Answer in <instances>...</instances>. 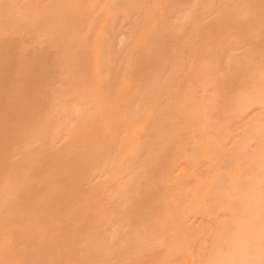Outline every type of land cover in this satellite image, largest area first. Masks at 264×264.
<instances>
[{"label": "rangeland", "instance_id": "rangeland-1", "mask_svg": "<svg viewBox=\"0 0 264 264\" xmlns=\"http://www.w3.org/2000/svg\"><path fill=\"white\" fill-rule=\"evenodd\" d=\"M24 2H26V6H28L29 7V9L31 10L32 9V12L33 13H35L34 11H38V18L36 17V15L35 14H33L32 15V12L31 13H27V12H25V11H29V9L28 10H25L26 8L24 7L25 5H22L23 7H20V8H24L23 9V11H24V13H25V17L27 18V20L25 19V17L23 18V20H22V16L21 15H23V12L22 13H15L14 14V10H13V12H10V14L8 13L7 14V12L10 10L11 11V9H8V8H4L5 10L6 9H8V10H4V12H6V13H1L0 14V16L2 15L3 17H6V18H4L3 19V17L1 18L0 17V87H2V88H0V95L3 97L4 95H6V96H4L3 98L0 96V109H1V113L2 112H6L5 114H1L0 113V116H2V117H0V128L3 130L4 129V133L2 132V130L0 129V136L2 137V139H0V153H1V155H2V157L3 158H1L0 157V161H1V163L4 165H2L1 163V165H2V167H0V249H1V247L3 246V236L4 235H8V236H12V238H13V246H11V245H9V247L7 248V250H11V252L12 253H10L9 251H7L6 250V252H7V254H11V255H6V252H5V256L3 255H1L0 254V264H8V263H10V264H12V259H15V256L17 255V254H15V253H19V255H17V257H18V260L20 261V263L19 264H25V262H26V264H59L58 262H61L62 264H65V262H67V264H72V262H73V264L75 263V261H76V263L77 264H87V263H89V264H125L126 262V264H128V259H130L131 261H129V264H150L151 262V264H153V262H155V261H158V258L159 257H162V255L163 254H166V252H164L163 250L162 251H160V249L161 248H163V247H160L159 248V245L157 246L158 248H159V254H161V256L160 255H158L157 257H155L157 254H158V251H157V254H156V252L154 251V249H152V255H154L152 258H150V257H148V255H142V253L140 252V250H144V247L142 248L141 247V245L144 243V241H142V240H145V238L146 237H149V231H153L154 232V225H155V227H156V223H157V221H159L158 220V216H161V215H163V210H164V208H165V204L164 203H167L168 202V204L170 205V203H173L174 202V200L176 199V198H178V196H176V191H177V189H176V191H175V187L173 188V186H175V185H171V188L169 187V188H163L162 187V182H163V180L162 179H167V177H165L166 176V174H164V168L166 169V171H169L170 172V170H172L173 169V164L171 165V163H173V162H171V161H174L175 159H176V161H174V163L176 162V163H180V162H185V159L187 158V157H189V158H191L192 157V164H191V162L189 161L188 163H189V165H190V167L192 166L193 168H198V162H197V160H195L194 159V156H193V152L196 150V149H198V147H197V145L201 142V140H202V136H203V130H201L202 129V126L204 125V123H201V122H204V121H207V120H205V119H208V117H209V119H208V121H207V126H209L208 128H211V130H213L214 132L215 131H217L216 133H218V135H225L226 134V132L224 133V134H221V133H223L225 130V126H226V129L227 130H230V131H227V133H229L228 135L230 136V135H232V137L230 136H228L227 138H230V139H233V134H235L236 135V137H234V139L235 138H237L238 139V134H240V130H238V134H237V132H236V128L238 127V126H240V124L242 125V123H244V121L242 120V119H244V118H246V119H244V120H247V118L249 119V117H246V116H248L251 112H249V113H244V114H242L241 112L243 111V109H242V107H240L239 109L237 108V104H238V101H239V99H240V101H242V99H246L245 97H247V96H253V95H255V93L254 92H252L253 91V89L256 87H258V86H260L259 84H258V82H252V81H258V79L256 80V78L258 77V75H259V72L261 73V72H263L264 71V68L263 67H261L262 68V70H261V68H260V70H258V71H255V70H257V69H259V66L260 65H264L263 64V62H261L264 58V49H263V44H264V38H263V35H264V7H263V5L262 4H264V0H246L245 2H244V0H228V1H231L230 3L231 4H233V5H235V6H232L231 4H230V6L229 5H226V3H224L225 1H227V0H225V1H221L222 2V5H220L221 3L219 2V0H216V1H218V2H214L213 0H207V3L205 2V0L203 1V0H200L201 2H199V0L197 1V2H199V4H198V7L199 6H201V7H199L197 10H198V12H196V13H198V15L197 14H195L194 13V16L195 17H197V18H194V16H192L191 15V13H189V15L188 14H186L185 16H183L182 14L184 13L185 14V12L186 13H188L190 10H189V8L190 7H188V6H191L192 5V1L191 0H188V1H190V3H188L186 0H163L162 1V5L164 6L165 5V7L164 8H167V9H164L163 8V11H164V15H163V17H162V19L158 22V24L160 23V25L161 24H164V23H162V22H166V20L168 19V18H170L171 17V13L173 14L172 15V17H171V22H170V19H168L167 20V22H166V24H164V26H160V25H158L157 24V26H156V28H153V26H151V25H149V24H145V25H140L139 23H138V25H139V30H138V28L137 27H135L136 25H134V24H136V14L137 13H139V11H143V8L144 7H147V5H148V1L149 0H114V2H113V4H112V6L110 7V11H109V25H108V27L110 28V30H111V32H109V37L110 38H108V39H102V40H99V43H98V48H99V56L96 58L95 57V55L94 54H92L93 53V51L90 49V47H91V45H92V43L90 44L89 42L87 43V41H91V39H92V41H93V39L94 38H89L88 39V37H90L92 34L94 35V32L97 30V26L99 25V20L102 18L101 17V14H102V11L104 10V8L107 6V4H108V2L109 1H107V0H92L93 2L95 1V3H96V1H98L97 2V4H92V6H90L89 4L90 3H93L92 1H90V0H85V1H87V4L86 5H83V6H81L80 5V11H79V7H75L74 6V2L73 1H68V3L71 5H69L68 6V3H66V1L67 0H41L43 3L42 4H44V5H42L40 2H39V0H38V5H35L34 6V3H35V1H37V0H33V2H32V0L31 1H29V0H23ZM64 1V2H63ZM104 1V2H103ZM105 1H107V2H105ZM151 1V0H150ZM149 1V2H150ZM153 1V0H152ZM171 1V2H170ZM183 1H184V3H183ZM208 1H209V3H208ZM211 1L213 2V5H211L212 3H211ZM227 1V2H228ZM255 1H257V2H259V6H257V9H256V5H258V3L257 2H255ZM24 2L22 3L21 2V0H20V3L21 4H24ZM28 2V3H27ZM30 2H32L33 4H31V5H29L30 4ZM103 2V6L101 5V3ZM179 2V3H178ZM186 2V3H185ZM195 2V4H196V1H194ZM233 2V3H232ZM239 4H238V3ZM255 4V8H251V6H253V3ZM260 2H262V3H260ZM41 4V6H39L40 4ZM67 4V5H64V4ZM86 3V2H85ZM84 3V4H85ZM171 3V4H170ZM204 3V4H203ZM216 5H215V4ZM217 3H219V4H217ZM225 5H224V4ZM229 3V2H228ZM227 3V4H228ZM246 3L248 4V5H250V4H252V5H250L249 7H247L248 5H246ZM20 4V5H21ZM36 4V3H35ZM168 4V5H167ZM177 4H181L182 5V8H186V7H188V10H185L184 11V9L183 10H181L182 8H180L181 6H179V5H177ZM183 4H184V6H183ZM194 4V3H193ZM197 4H196V6H197ZM201 4V5H200ZM238 4V5H237ZM240 4L242 5L241 7H240ZM244 4H245V6L247 7V9L249 10V11H247V12H249V14H250V16L249 17H251V21H249V22H247V19L249 20L250 18H248V15H247V13H246V11H245V9L244 8H246V7H244ZM47 6L48 8L45 10L44 8H46V7H44V6ZM170 5H172V6H174L175 8H173V9H177L176 7L178 6L179 8H180V10L179 11H184L182 14H181V18H183V20H179L178 18V16H175V15H179V11H178V13H177V10L179 9H177L176 11H175V14L173 13V12H170V14H169V11H172L173 9L172 8H170V10L168 11V9H169V6ZM204 5V6H203ZM262 5V6H261ZM50 6H52V8L50 7ZM73 6H74V8H73ZM88 6V7H87ZM105 6V7H104ZM172 6H170V7H172ZM194 6V5H193ZM195 6V7H196ZM209 6H210V8H209ZM214 8H213V7ZM226 6H228V7H226ZM237 6H238V11L236 10V8H237ZM27 7V8H28ZM30 7H32V8H30ZM35 7V8H34ZM40 7H41V9H40ZM43 7V8H42ZM68 7V8H67ZM71 7V8H70ZM82 7V8H81ZM85 7V8H84ZM87 7V8H86ZM99 9H98V8ZM102 7H104V8H102ZM234 7H236V8H234ZM38 9V10H35V9ZM53 8H54V10L56 11V12H53L54 10H53ZM60 8V9H59ZM77 8V9H76ZM193 7H191L190 9H192ZM202 8V9H201ZM208 8V9H207ZM228 8V9H227ZM242 8V9H244V10H242V12L243 13H241V14H239V12H241V10L240 9ZM40 9V10H39ZM51 9L53 10V11H51ZM91 9V10H90ZM194 9H196V8H194ZM194 9H192V10H194ZM204 9V10H203ZM206 9V10H205ZM215 9V10H214ZM226 9V10H225ZM235 9V10H234ZM63 10V11H62ZM95 10H97V11H95ZM190 11V12H192V14H193V11ZM197 10H195V11H197ZM200 10V11H199ZM203 10V11H202ZM210 12H209V11ZM213 10V11H212ZM224 10V11H223ZM253 10V11H252ZM255 10H257V11H255ZM22 11V10H21ZM39 11H40V13H39ZM57 11H60L59 12V16L57 15L58 14V12ZM69 13H68V12ZM88 12V11H90V12H88V13H86V12ZM168 12V15L169 16H167V12ZM236 11V12H235ZM16 12V11H15ZM63 12L67 15V13H68V15H67V17H66V15L65 14H63ZM91 12H94V15L93 14H91ZM101 12V13H100ZM120 12H122V13H120ZM135 12V13H134ZM207 12V13H206ZM213 12V13H212ZM216 12V13H215ZM220 14H219V13ZM254 12V13H253ZM14 14V16L12 15V14ZM42 13V14H41ZM52 13H54V14H52ZM72 13V14H71ZM84 13V14H83ZM87 15H89V16H86V14ZM98 13H100V14H98ZM177 13V14H176ZM201 13V15H199ZM206 15H205V14ZM238 13V14H237ZM245 13H246V15H245ZM254 14V15H251V14ZM256 13H258V16H256ZM4 14H5V16H4ZM16 14H19L21 17H19L18 16V18H15V15ZM75 14V15H74ZM76 14H77V17H75L76 16ZM79 14H81V15H79ZM131 14V15H130ZM203 14V15H202ZM212 14H214V15H212ZM243 14V15H242ZM7 15V16H6ZM9 15H11L12 16V18H15L16 20H14V19H11L12 21H10L9 19H8V17L10 18V16ZM35 15V16H34ZM49 15H52V16H49ZM63 15V16H62ZM83 15H84V17H83ZM119 15H121V16H119ZM139 15H140V13H139ZM138 14H137V16H139ZM197 15V16H196ZM17 16V15H16ZM28 16V17H27ZM30 16V17H29ZM42 16V17H41ZM49 16V17H48ZM69 16H71V17H73V18H71L70 17V20H66L65 18H69ZM85 16H86V18H85ZM92 16V17H91ZM101 18H100V17ZM119 16V17H118ZM123 16H125V17H123ZM192 17L193 19H191L190 20V18H189V21H188V24L185 22V23H183L182 21H185V19L187 20V18L188 17ZM199 16H201V17H199ZM206 16V17H205ZM244 16V17H243ZM33 18V21L31 20L32 18ZM36 17V18H35ZM56 17V18H55ZM65 17V18H64ZM114 17V18H113ZM135 17V18H134ZM166 17H168V18H166ZM174 17V18H173ZM177 19H176V18ZM208 17V18H207ZM30 18V19H29ZM41 18H44V19H42L41 20ZM50 18H52V19H50ZM59 18V19H58ZM60 18H62V19H60ZM83 18H85V19H83ZM89 20H88V19ZM91 18V19H90ZM94 18V19H93ZM96 18H97V20H96ZM100 18V19H99ZM111 18H113V19H111ZM124 18V19H123ZM126 18V19H125ZM141 17H138L137 18V21H139L138 19H140ZM185 18V19H184ZM200 18H201V20H200ZM8 19L9 21H8V24L6 23L5 24V21ZM17 19H18V21H17ZM28 19H29V21H28ZM53 19H57V21L56 20H53ZM76 19V20H75ZM82 21H81V20ZM99 19V20H98ZM130 19V20H129ZM135 19V20H134ZM173 19H174V21H173ZM210 19V20H209ZM213 19V20H212ZM216 19V20H215ZM246 19V20H245ZM49 20V21H48ZM72 20H74V22L76 23V25L77 26H79V24H80V26L79 27H77L76 25H75V23L72 21ZM77 20L80 22H78L77 23ZM83 20H85V22L83 21ZM88 20V21H87ZM124 20H126L125 21V23H123L124 22ZM177 20H179L178 22H176ZM193 20V21H192ZM243 20H245V21H243ZM2 21V22H1ZM13 21H15L14 23H15V25L13 24ZM21 21V22H20ZM31 21L32 22H34L33 24L31 23ZM38 21V22H37ZM44 21V23H42ZM49 23H47V22ZM52 21V22H51ZM60 21H62L61 23H60ZM66 21V22H65ZM72 21V22H71ZM91 21V22H90ZM98 21V22H97ZM135 21V22H134ZM170 23H169V22ZM192 23H196L197 25L195 26V23H194V26H192L190 23L191 22ZM202 22V24H201V22ZM214 21V22H213ZM218 21V22H217ZM253 21V22H252ZM7 22V21H6ZM11 22H12V24H11ZM17 22H19L18 24H16ZM30 22V23H29ZM39 22H40V24H39ZM56 22V23H55ZM94 22V23H93ZM97 22V23H96ZM129 22H130V24H129ZM133 22H134V24H133ZM182 23V25H180V26H176L177 24H179V23ZM190 22V23H189ZM200 22V24H198ZM211 24H210V23ZM217 22V23H216ZM4 23V24H3ZM23 23V24H22ZM81 23H83V24H85V26L86 25H88L87 27L88 28H91L90 29V32L91 33H89V34H86L87 33V31H86V28L87 27H84L83 26V24H81ZM116 23V24H115ZM120 23V24H119ZM176 23V24H175ZM206 23V24H205ZM214 23V24H213ZM14 25L13 26V28H12V26L11 25ZM19 24H22V25H19ZM31 24V25H30ZM52 24V25H51ZM60 24V25H59ZM67 24V25H66ZM91 26H93V27H90V25ZM98 24V25H97ZM111 24V25H110ZM133 24V25H132ZM170 24V25H169ZM192 26H190V25ZM204 24H205V26H204ZM219 24V25H218ZM223 24V25H222ZM10 25V26H9ZM21 26L20 28H18L19 26ZM24 25H26L27 27L25 28V27H23ZM37 25V26H36ZM56 25H57V27H56ZM64 25L66 26V28H67V26H68V28L67 29H65V27H64ZM76 26V30L73 28V26ZM121 25V26H120ZM131 25V26H130ZM149 25V26H148ZM173 25V26H172ZM187 25H189V26H187ZM211 25H213L214 26V28H213V26H211ZM215 25H216V27H215ZM256 25H258V27L256 26ZM58 26H59V28H58ZM61 26H63V28H64V30H63V28L61 27ZM72 26V28H70ZM82 26V27H81ZM96 26V28H94ZM112 26V27H111ZM142 26H144L143 28H142ZM160 26V27H159ZM166 26V27H165ZM171 26H172V28L175 30H171L172 28H171ZM176 26V27H175ZM187 26V27H186ZM224 26V27H223ZM227 26H229V28H227L226 29V27ZM15 27V28H14ZM39 27V28H38ZM55 27H56V30H58V31H56V30H54L55 29ZM117 27H121L120 29L119 28H117ZM131 27H134V28H132V30L130 29ZM179 27H180V29H179ZM186 27V28H185ZM194 30L196 27V30H194V32H192L193 30L191 29V28ZM195 27V28H194ZM207 29V31H208V33H207V31H206V29ZM208 27V28H207ZM219 27H220V29H219ZM18 28V29H17ZM22 28H23V30H22ZM50 28V29H49ZM58 28V29H57ZM80 28V29H79ZM81 28L83 29V31H81ZM87 28V29H88ZM137 28V29H136ZM159 28V29H158ZM163 30H162V29ZM205 29L204 30V32L202 31V30H200V29ZM211 28H213V30L214 29H217V30H221L222 31V34H224V36L223 35H218L219 33H221L220 31H216V30H214L215 32H214V34L216 33V32H219V33H216V35L212 38V36L214 35L212 32H213V30H211ZM221 28H223V29H221ZM15 29V30H14ZM31 30L30 32H29V30ZM32 29H35V30H32ZM46 29V30H45ZM48 29V30H47ZM52 29V30H51ZM63 30V32L61 31L60 32V30ZM78 29H79V31H78ZM93 29V30H92ZM96 29V30H95ZM243 29V30H242ZM9 30V31H8ZM22 30V31H21ZM89 30V29H88ZM120 30V31H119ZM137 30H138V32H137ZM162 30V31H161ZM169 30V31H168ZM178 30V31H177ZM180 30V31H179ZM192 30V31H191ZM198 30H200V32H201V36L199 35V31ZM242 30V31H241ZM248 32H247V31ZM5 31H7V32H5ZM16 31H18V32H16ZM25 31H26V33H25ZM50 31V32H49ZM53 31V32H52ZM55 31V32H54ZM86 33H85V32ZM117 31V32H116ZM132 31V32H131ZM136 32V33H133V32ZM155 31H158V32H155ZM167 31V32H166ZM173 31V32H172ZM209 31H210V35H209ZM245 31V32H244ZM71 32H73V33H75V34H71ZM78 32V34L76 35V33ZM165 32V33H164ZM191 32H192V34H195L196 36H195V39H194V36L192 37V34H191ZM195 32H197L198 33V35L195 33ZM253 32V33H252ZM16 33V34H15ZM21 33V34H20ZM36 33H39V35L38 34H36ZM45 33V34H44ZM48 33V35L46 36V34ZM51 33H54L55 35H53V34H51ZM82 33V35H80ZM83 33H85V35L83 34ZM133 33V34H132ZM160 33H161V35H160ZM206 34V36L204 35L203 36V34ZM234 33V34H233ZM238 33H239V35H238ZM240 33H241V35H240ZM243 33H245V34H243ZM252 35H251V34ZM9 34H10V36H9ZM12 34V35H11ZM33 34V35H32ZM51 34V35H50ZM66 34V35H65ZM114 34H115V36H114ZM135 34H136V36H135ZM174 34V35H173ZM207 34H208V36H207ZM255 34H257V36L259 37V35H260V37L258 38V40H259V43H260V45L259 46H261V47H258L257 45H258V43L256 42V37L257 36H255V38H254V35ZM259 34V35H258ZM52 35H53V38H52ZM59 35V36H58ZM62 35H64V37L62 36ZM72 35H75L76 37H74L73 36V38H75V39H73L72 40ZM133 35V36H132ZM160 35V36H159ZM184 35V36H183ZM218 35V36H217ZM225 35H227V36H225ZM231 35V36H230ZM233 35V36H232ZM244 35V36H243ZM27 36V37H26ZM41 36V37H40ZM55 36V37H54ZM61 36H62V38H61ZM71 36V37H70ZM112 36V37H111ZM120 36H122L121 38H119ZM157 36V37H156ZM190 36L192 37V39H190ZM209 36H211L210 38H209ZM216 36L217 37H219L220 39H218L219 41H217L215 38H216ZM221 36V37H220ZM230 36V37H229ZM247 36V37H246ZM249 36V37H248ZM252 36H253V38L255 39V41L253 40V38H252ZM15 37V38H14ZM19 37V38H18ZM30 37V38H29ZM47 37V38H46ZM50 37V38H49ZM58 37V40H56V38ZM65 37H66V39H65ZM80 37V38H79ZM82 37H84V38H82ZM91 37H94V36H91ZM153 37V38H152ZM163 37V38H162ZM198 37H200V38H198ZM204 39H203V38ZM232 37V38H231ZM237 37V38H236ZM243 37V38H242ZM244 37H245V39H244ZM43 38V39H42ZM46 38V39H45ZM55 38V39H54ZM61 38V39H60ZM78 38H79V40H78ZM126 38V39H125ZM133 38V40H131ZM227 40V42L228 43H226V40ZM236 38V39H235ZM240 40H242V41H239V39ZM20 39V40H19ZM38 39V40H37ZM48 39H51V40H48ZM63 39H64V41H63ZM82 39V40H81ZM123 39H125L126 41H128L127 43L123 40ZM175 39H177V40H175ZM188 39H189V41H188ZM196 39L197 40H199L198 41V46H195L196 47V51L195 52H197V50H198V48L197 47H199V50H200V46H201V42L200 41H203V40H206V39H208L209 41H207V43H205V41L204 42H202V47L201 48H203V46L204 47H206V46H209V50L208 51H203L204 49L206 50V48H204L203 50L201 49L200 51L201 52H199L200 54L202 53V51H203V54L202 55H195L194 53L195 52H193L194 50H195V48H193V50H192V47H194L193 46V41L195 40V44H196ZM215 39V41H217V42H213V40ZM223 39V40H222ZM235 40V41H232V40ZM42 40V41H41ZM44 40V41H43ZM46 40H47V42H46ZM59 40H62V42L61 41H59ZM72 40V41H71ZM75 40H77V41H79V42H74ZM155 40V41H154ZM158 40H161V41H158ZM188 42H187V41ZM248 40V41H247ZM257 40V41H258ZM29 41V42H28ZM37 41V42H36ZM51 41H55V42H52L51 43ZM57 41V42H56ZM67 41V42H66ZM119 41V42H118ZM131 41H133L132 43H131ZM151 41V42H150ZM152 41H154V42H152ZM186 41V42H185ZM237 41V42H236ZM28 42V43H27ZM35 42V43H34ZM49 42H50V44H49ZM64 42H65V44H64ZM122 42H125V44L124 43H122ZM159 42V43H158ZM193 43V44H191V47H189L190 46V44H188V43ZM209 42H210V45H207V44H209ZM221 42V43H220ZM235 42V45H234V49L233 48H231V52H234V55H233V53H231V57H230V55H229V50H230V47L229 46H227V45H229V43H230V46H231V43H234ZM38 43V44H37ZM45 43V44H44ZM60 43L62 44V45H60ZM121 43L123 44V45H121ZM150 43V44H149ZM161 43V44H160ZM187 43V44H186ZM226 44V48L228 49V51H223V48L225 47V45H224V47L222 48L221 47V45L223 46V44ZM19 44V45H18ZM33 44V45H32ZM38 46H37V45ZM42 44V45H41ZM59 44V45H58ZM64 44V45H63ZM67 44V45H66ZM185 44V45H184ZM221 44V45H220ZM242 44H243V46H242ZM256 44V45H255ZM86 45V46H85ZM129 45H131V48L129 47ZM146 47H145V46ZM154 45H156V46H154ZM165 45V46H164ZM180 45V46H179ZM197 45V44H196ZM244 45H248V46H245L244 47ZM250 45V46H249ZM17 46V47H16ZM47 46V47H46ZM58 46H60L59 48H58ZM62 46H65V48L67 49V51L62 47ZM125 46H127V47H125ZM184 48H183V47ZM216 48L215 50H213L214 48ZM254 46L255 48H256V52L255 53H253L254 54V58H253V54H252V51H251V48ZM20 47V48H19ZM46 47V48H45ZM50 47V48H49ZM56 47V48H55ZM77 47V48H76ZM143 47V48H142ZM152 47V48H151ZM175 47H177V48H175ZM189 49V51H190V53L188 52V49ZM233 47V46H232ZM241 47H243V48H241ZM254 47H253V50H254ZM49 48V49H48ZM53 48V49H52ZM79 48H83L84 49V51H83V49H82V51L80 52V50H79ZM121 48V51L119 50ZM165 48H168V49H165ZM173 48V49H172ZM211 48H212V50H211ZM221 48V49H220ZM245 48H250V51H247V49L245 50ZM59 49V50H58ZM62 49V50H61ZM64 49V50H63ZM70 49V50H69ZM89 52H91V56H93V59L94 60H91L92 58H90V52H89V54H88V52H86V50ZM118 51H117V50ZM127 49V50H126ZM164 49H165V51H164ZM225 49V48H224ZM235 49H237L236 51H235ZM240 49H241V51H240ZM263 51H262V50ZM47 50V51H46ZM50 50V51H49ZM68 50H69V52H68ZM130 50V51H129ZM139 50V51H138ZM141 50V51H140ZM198 50V51H199ZM222 50V51H221ZM249 50V49H248ZM261 50V51H260ZM44 51H46V52H44ZM56 51V52H55ZM58 51V52H57ZM67 53L68 52V54H66L65 52ZM151 51V52H150ZM157 51V52H156ZM160 51V52H159ZM171 51V52H170ZM176 51V52H175ZM180 51V52H179ZM187 51V52H186ZM192 51V52H191ZM245 51H247V52H245ZM260 51V52H259ZM38 52V53H37ZM136 52H137V54H136ZM207 52H208V55H209V57H207L208 55H207ZM212 52H215V54L217 55V59H216V57L213 59L212 58V56L214 55H212ZM228 52V53H227ZM257 52H259L260 54H258ZM127 53H129V54H127ZM135 53V54H134ZM139 53V54H138ZM150 53V54H149ZM155 53V54H154ZM180 53V54H179ZM183 53V54H182ZM191 53H193V54H191ZM198 53V52H197ZM249 53H251V54H249ZM88 54V55H87ZM118 54V55H117ZM145 54H147V55H145ZM152 54H154V55H152ZM171 54V55H170ZM188 54V55H187ZM211 54V55H210ZM227 54L229 55L228 57L230 58H228L227 57ZM262 54V55H261ZM45 55V56H44ZM48 57H47V56ZM65 55V56H64ZM176 55V56H175ZM179 55V56H178ZM206 55V56H205ZM235 56V57H233V56ZM236 55H238V59H240V60H238L237 58H236ZM245 55V56H244ZM248 55V56H247ZM249 55H251V57L253 58H251V57H249ZM256 55H258L259 57V59H260V56L262 57L260 60H258V58H255L256 57ZM88 56V57H87ZM127 56V57H126ZM136 56H138V57H136ZM145 56H146V58H145ZM156 56H157V58H156ZM172 56H173V59H172ZM194 56V57H193ZM215 56V55H214ZM213 56V57H214ZM50 57V58H49ZM63 57V58H62ZM152 57V58H151ZM187 57H188V59H189V61H187ZM200 57V58H199ZM202 57V58H201ZM208 59H207V58ZM232 57H233V59H232ZM248 57V58H247ZM47 58L49 59V60H47ZM65 58V59H64ZM74 58H75V61H74ZM150 58V59H149ZM168 58V59H167ZM196 58V59H195ZM222 58H224L225 60H226V62H224L223 60H222ZM228 58V59H227ZM235 58H236V60H235ZM137 59V60H136ZM146 59V60H145ZM161 59V60H160ZM231 59H232V61H231ZM254 59H256L257 61V63L259 64V65H257L256 66V68H255V66L254 65H256L257 63H255V62H253V61H255ZM118 60V61H117ZM121 60V61H120ZM179 60V61H178ZM197 60V61H196ZM210 60V61H209ZM213 60H217V61H213ZM220 60H222V63L220 62ZM242 60V61H241ZM248 60V61H247ZM249 60H251L250 62H249ZM59 61L61 62V63H59ZM92 61V62H91ZM93 61H94V64L93 65H90V64H92L93 63ZM145 61V62H144ZM176 61V62H175ZM187 61V62H186ZM191 61V62H190ZM193 61V62H192ZM200 61V62H199ZM211 61H213V62H211ZM228 61V62H227ZM229 61H231V62H229ZM240 61V62H239ZM259 61L262 63V64H260L259 63ZM13 62V63H12ZM54 62H55V64H54ZM72 62H74V63H72ZM81 62V63H80ZM90 63L89 65L87 64V66L86 65H84L85 67H82L83 65L82 64H85V63ZM119 62H120V65H119ZM150 62V63H149ZM171 62V63H170ZM203 62V63H202ZM218 62H220V63H218ZM241 62H243V63H241ZM252 62V63H251ZM30 63V64H29ZM53 63V64H52ZM67 65H66V64ZM72 63V64H71ZM158 63V64H157ZM174 63V64H173ZM182 63V64H181ZM190 63V64H189ZM253 63H255V64H253ZM8 64V65H7ZM15 66H14V65ZM51 64V65H50ZM57 64V65H56ZM123 64V65H122ZM143 64V65H142ZM148 64V65H147ZM156 64V65H155ZM166 64V65H165ZM193 66H192V65ZM202 64H204V65H206V66H203ZM214 64V65H213ZM228 64V66H227V68H226V70L224 69L223 70V67H225L224 65H227ZM233 64H234V66L235 67H237V65H238V67H240V69H241V71H238L237 70V68L235 69V68H233ZM252 64H253V68H255L254 70H252L253 68H252ZM66 65V66H65ZM74 65H75V69L76 70H79V72L78 71H76V70H74ZM139 65V66H138ZM165 67H164V66ZM191 67H190V66ZM244 65H246L247 66V69H246V66H244ZM17 66V67H16ZM59 66V67H58ZM70 66V67H69ZM77 66H79L78 68H77ZM90 66L92 67V69L90 68ZM123 66H125V68L123 67ZM142 66V67H141ZM163 66V67H162ZM189 66V67H188ZM215 66V67H214ZM5 67V68H4ZM8 67V68H7ZM14 67V68H13ZM22 68V70H21V68ZM63 67H65V68H63ZM89 67V68H88ZM138 69H137V68ZM141 67V68H140ZM172 67V68H171ZM181 67V68H180ZM187 67V68H186ZM208 67V68H207ZM17 68V69H16ZM19 68H20V70H19ZM82 68H84L83 70H82ZM122 68V69H121ZM149 68V69H148ZM158 68H159V70H158ZM203 68V69H202ZM205 68H207V69H205ZM214 68H216V69H214ZM249 68V69H248ZM90 69V70H89ZM156 69V70H155ZM161 69H163L162 71H161ZM165 69H166V71H165ZM175 69V70H174ZM183 69V70H182ZM212 69H214L213 71H211ZM229 69V70H228ZM84 70H88L87 72L86 71H84ZM91 70H93V71H91ZM132 70V71H131ZM152 70V71H151ZM171 72H170V71ZM207 70V71H206ZM208 70H209V72H208ZM223 70V71H222ZM228 70V71H227ZM250 70V71H249ZM69 71V72H68ZM84 71V72H83ZM123 71V72H122ZM134 71V72H133ZM137 71V72H136ZM155 71V72H154ZM163 71H164V73H163ZM174 71V72H173ZM177 71V72H176ZM187 71V72H186ZM220 71V72H219ZM227 73H226V72ZM253 71V72H252ZM7 72V73H6ZM90 74H89V73ZM120 72V73H119ZM132 72V73H131ZM148 72V73H147ZM153 72V73H152ZM183 72H185V73H183ZM197 72H199V74L197 73ZM200 72H201V74H200ZM205 73V75L207 74V76H204V74L203 73ZM214 72V73H213ZM239 72H241V74H239ZM258 72V74L255 76V74ZM59 73H61V74H59ZM69 73V74H68ZM72 73H74V74H72ZM138 73V74H137ZM140 73V74H139ZM143 73V74H142ZM172 73V74H171ZM194 73V74H193ZM8 74V75H7ZM66 76H65V75ZM72 76H71V75ZM89 74V75H88ZM120 74H122V75H120ZM151 76H150V75ZM153 74H155V75H153ZM160 74V75H159ZM199 76H198V75ZM227 76H226V75ZM39 75V76H38ZM64 75V77H66V80H64L63 78L64 77H61V76H63ZM89 76V77H87V76ZM136 75H138V77L136 76ZM139 75H141V76H139ZM145 75V76H144ZM148 75V76H147ZM153 75V76H152ZM165 75V76H164ZM169 77H168V76ZM188 75V76H187ZM198 77H196V76ZM214 75V76H213ZM241 75L243 76V77H245V78H247L248 79V81H246L247 79H240V77H241ZM84 76L87 78H85L84 79ZM132 76H133V78H132ZM155 76V77H154ZM159 76V77H158ZM216 76V77H215ZM230 76H233V79L235 80V79H238V81H239V79H240V81L239 82H243V80L245 81V83L247 82L248 83V85L251 87V89L249 90V86H247V88L248 89H246V87L243 89V88H241V89H238V88H240L239 86H241L243 83L241 82V84H239L238 85V83L239 82H237V84H236V82L233 80V79H231V78H229ZM238 76H239V78H238ZM39 77V78H38ZM73 77H75V78H73ZM76 77H78V78H76ZM146 77V78H145ZM158 77V78H157ZM167 77V78H166ZM185 77V78H184ZM189 79H188V78ZM203 77V78H202ZM204 77H207V80H208V77H209V79H211V80H208V82H207V80H206V78H205V80H203L204 79ZM222 78L221 80H219V78ZM236 77V78H235ZM242 77V78H243ZM253 77H254V79H253ZM4 78V79H3ZM81 80H80V79ZM97 78V81L98 82H100L102 85H103V88L106 90V91H108V93H109V95L111 96V99L113 100L114 98H116V95L117 96H119L120 95V97L121 98H118V99H121V100H118V105H119V103H121V105L123 104V103H125V104H123V105H125L126 106V108H124L125 110H123V106L121 107L122 108V110H123V112H124V114H122V110L121 109H119L118 110V107H120V106H118L117 107V109H116V111L118 110V111H120L121 112V114H118L117 116V119L115 118L114 119V121H112V123L114 122V124H111L110 123V126H112V127H110L109 126V128H113V126L115 125H117L116 127H121V130H118V128H117V136H115V137H113L112 136V134H109V135H111L110 136V138H109V135L107 134L106 136H108V139H111V141H112V143H113V146H112V149H114L113 150V152H114V154L116 155V152H117V155L119 154L122 158H123V160H126V162L128 161V162H131V161H133V162H137V164L135 165V168L136 167H138L139 166V170H141L140 168H141V166L142 167H144V170H141L140 172L138 171V177L137 176H134V175H136V172L135 171H133L134 173V175L133 174H130V175H128V174H126L127 175V177L124 179V180H127L129 177H134V179L135 180H133V178H132V180L134 181V182H136L137 180L138 181H140V182H142V183H140V182H138V189H137V193H135V195L137 196V198L139 199L138 201H137V198H134V195H132L131 196V193L133 194V192L135 191V186H137L136 184H137V182L136 183H134L132 180H131V188H129V194H130V196L132 197H126L127 199H125L124 200V196L122 195V194H124L125 195V193H122L121 195H119V197L117 196L115 199L116 200H118V199H120L119 201L120 202H118V201H115L114 202V205L115 204H118V203H120V205L122 206V204H126L127 205V207H126V209H125V211L123 210V208H122V214L123 213H125V215L123 214V216L121 217V219H123V217L125 218V216H126V214L128 215L130 212L129 211H131V213H132V210H134L135 211V213H132V215L131 214H129L130 215V217L129 216H126V220H128V218H129V222L131 223V224H135V222H136V218L138 217H140L141 219H139L140 221H138L137 220V222H138V224L136 223L135 225V229L131 226V224H129L126 220L125 221H123V220H121V219H119V221L118 220H116V222H115V220H114V222H112L111 221V223H109L108 221H107V219L105 220L106 222V224H112L113 223V225H114V227L115 228H112V227H109V225H106L105 223H103L102 224V222L101 221H103L102 219L104 218V217H102V216H100V222H98L99 221V219H98V228H99V230H98V228H95V227H97L95 224L93 225V223L92 222H94L96 219H97V215H104V213H106V215H107V213H108V210H110L112 207H114L115 208V206H109V204H108V206H107V202L109 201V200H107L108 198H104V197H106V196H114V195H116V194H109V193H107L106 194V196H104V197H102V198H99V199H101L100 201V203H98V205H103L105 202H106V200H107V202L103 205V206H107L108 208H105V209H103L105 212H102L101 210V208H100V212L101 213H103V214H100L99 212H98V210H96V212H97V214L95 215L94 213H92V214H89V215H87V216H83L84 215V213L86 212V211H88L87 210V205H85V203H86V200H88L89 199V195H90V191H91V187L94 185L95 186V184H93V183H96L97 182V177H98V174H99V169H100V167H101V158L99 157V155H98V151L96 152V149H98V147L97 146H99L101 143H100V141L101 140H103L104 139V136L102 137V133L99 135V133L100 132H103V130H104V128H103V130L102 131H100L101 129H102V127L100 128L99 127V125H102V124H104L103 122H98V124H97V121H99V117H100V112L97 114H92L93 113V109L94 108H90V107H93V106H91V104L93 103V101L91 102V104H89L90 102L88 101V98H89V100L90 99H92L91 97H92V95L94 96V94L93 93H95L96 92V90L95 89H92V88H94L95 86H94V84H93V82H94V80ZM114 78V79H113ZM116 78H117V80H116ZM124 78H127V79H129V81L131 82V90H129V91H126V90H124V88L122 87V84H123V80H124ZM149 78H150V81H148L149 80ZM156 78L158 79V81H157V83H156ZM174 78V79H173ZM215 78H216V80H215ZM226 78H228V81H229V79H231L232 81H231V86L229 85V87L227 88V89H229V90H227V89H225L228 85H226V84H224L225 83V80H227ZM2 79V80H1ZM40 79V80H39ZM72 79H74V80H72ZM79 81H78V80ZM89 79H91V80H89ZM120 79V80H119ZM163 79V80H162ZM164 79H165V81L167 82H164ZM13 80V81H12ZM63 80V81H62ZM72 80V81H71ZM76 80L78 81V82H76ZM110 80V81H109ZM114 80V81H113ZM119 80V81H118ZM173 80V81H172ZM185 80V81H184ZM37 81V82H36ZM162 81V82H161ZM177 81V82H176ZM204 81H206V84H205V82ZM215 81H216V83H215ZM218 81V82H217ZM221 81V84L219 83ZM73 82V83H72ZM75 82V83H74ZM83 84H81V83ZM118 82V84H116ZM121 82V83H120ZM145 82V83H144ZM171 82V83H170ZM174 84H173V83ZM185 82V83H184ZM199 82H201V83H199ZM224 82V83H223ZM227 82V81H226ZM230 82V81H229ZM251 82V83H250ZM9 83V84H8ZM31 83H33V84H31ZM76 83H80L81 85H76V86H74V84H76ZM87 83V84H86ZM90 83H91V85H90ZM147 83H149V84H147ZM182 83V84H181ZM211 85H210V84ZM215 83V84H214ZM219 83V84H218ZM255 83V84H254ZM12 84V85H11ZM43 84V85H42ZM48 84V85H47ZM138 84H139V86H138ZM171 84L172 85H175V86H171ZM178 84V85H177ZM186 84V85H185ZM194 84H195V86H194ZM202 86H200V85ZM208 84V85H207ZM212 84H214V86L212 85ZM218 84V85H217ZM222 84H223V86H225V88H224V90L221 88L222 87ZM228 84V83H227ZM235 84H236V86H235ZM5 85V86H4ZM14 85V86H13ZM18 85V86H17ZM107 85V86H106ZM118 87H117V86ZM153 85L155 86V87H153ZM183 85H184V87H186L187 85V89H185L184 87H183ZM204 85V86H203ZM206 85V86H205ZM220 85V86H219ZM254 85V86H253ZM257 85V86H256ZM17 86V87H16ZM50 86L52 87V88H50ZM70 86V87H69ZM78 86H80V89L79 88H77ZM86 86V87H85ZM89 86H91L90 88H89ZM107 88H106V87ZM152 86V87H151ZM211 86V87H210ZM218 86V87H217ZM11 87V88H10ZM24 87V88H23ZM29 89H28V88ZM159 87V88H158ZM161 87V88H160ZM170 87H171V89H170ZM190 89H189V88ZM199 87H200V89H199ZM205 87V88H204ZM206 87H208V88H206ZM213 87V88H212ZM216 87V88H215ZM241 87H244L243 85L241 86ZM254 87V88H253ZM261 87V86H260ZM6 88V89H5ZM17 88V89H16ZM69 88H71V90L69 89ZM88 88V89H87ZM153 88V89H152ZM201 88H204L203 90H205V92L207 93V94H205V92L201 89ZM237 88V90H235ZM256 88L254 89L255 91H256ZM54 91H53V90ZM67 89V90H66ZM76 89V90H75ZM77 89H79L78 91H77ZM85 89V90H84ZM87 89V90H86ZM134 89V90H133ZM141 89V90H140ZM157 89V90H156ZM164 91H163V90ZM175 89V90H174ZM185 89V90H184ZM206 89H207V91H206ZM210 89V90H209ZM220 89V90H219ZM221 89H222V91H221ZM260 90V88L258 87L257 88V90ZM2 90V91H1ZM5 90V91H4ZM17 90V91H16ZM19 90V91H18ZM25 92H24V91ZM57 90H58V92H59V94H60V91L63 93V94H61L60 96H55L53 93H55L56 95L58 94V92H57ZM63 90V91H62ZM90 90H92V91H90ZM95 90V91H94ZM198 90V91H197ZM214 90V91H213ZM245 90H247L246 92H244ZM29 93H28V92ZM86 91V92H85ZM122 91H124V92H122ZM142 93H141V92ZM159 91V92H158ZM171 91H173V93L171 92ZM183 91V92H182ZM188 93H187V92ZM200 91V92H199ZM204 93H202V92ZM238 91V92H237ZM2 92V93H1ZM4 92H6V93H4ZM18 92V93H17ZM34 92V93H33ZM64 92H67V93H64ZM71 92H73V95L71 94ZM76 92H78L77 94H76ZM111 92H113V93H111ZM150 92V93H149ZM186 92V93H185ZM208 92H209V95H208ZM211 92H212V96H214L213 97V99H212V96H210V94H211ZM215 94H214V93ZM226 92V93H225ZM254 93V94H252V93ZM25 93V94H24ZM68 93H70L71 94V96H73V97H75L74 99H73V97H72V100L71 99H69V100H67V101H65L66 99H64L63 98V96H68L69 98H71V96H69V94ZM127 94V95H124V94ZM139 93V94H138ZM147 93V94H146ZM149 93V94H148ZM199 93V94H198ZM224 93H225V95H224ZM229 93H232V95H228ZM9 94H11V95H9ZM31 94V95H30ZM58 94V95H59ZM79 94V95H78ZM82 94H84L83 96H82ZM123 94V95H122ZM131 94V97H129V95ZM163 94H164V96H163ZM188 94V95H187ZM191 94V95H190ZM202 94V95H201ZM20 95V96H19ZM40 95V96H39ZM45 95V96H44ZM76 95L78 96V97H76ZM145 95H147V96H145ZM151 95V96H150ZM190 95V96H189ZM205 95V96H204ZM223 95H224V97L225 98H222L223 97ZM238 97H237V96ZM12 98H11V97ZM24 96V97H23ZM33 96H34V98H33ZM38 96V97H37ZM66 96V97H67ZM115 96V97H114ZM143 96H144V98H143ZM170 96V97H169ZM195 96V97H194ZM203 96V97H202ZM219 97L218 99L216 98V97ZM231 96V97H230ZM233 96H234V98L236 99V97H237V99L235 100V99H233ZM236 96V97H235ZM6 97V98H5ZM43 97V100L41 99ZM53 97H54V99H56L55 101L53 100ZM68 97H67V99H68ZM81 97H83V100L82 99H80ZM128 97H129V99H128ZM135 97H137V100H135L136 98ZM168 97V98H167ZM180 97V98H179ZM182 97V98H181ZM201 97L203 98V100L201 99ZM210 97H211V99H210ZM220 97H221V99H220ZM8 98V99H7ZM23 98V99H22ZM28 100H27V99ZM61 98V100L63 99V101H65V104L64 105H62L63 103L61 102V100H59ZM78 98H79V100H78ZM84 98H86L85 100H84ZM94 98H95V96H94ZM125 100H124V99ZM126 98H127V100H126ZM135 98V99H134ZM146 98V99H145ZM164 98V99H163ZM178 100H177V99ZM193 98V99H192ZM17 101H16V100ZM31 99V100H30ZM36 99V100H35ZM47 99V100H46ZM60 101H58V100ZM133 99H134V101H133ZM142 99V100H141ZM149 99V100H148ZM171 99V100H170ZM182 99V100H181ZM187 99V100H186ZM210 99V100H209ZM216 99V100H215ZM229 99V100H228ZM9 100V101H8ZM16 102H14V101ZM33 100H35L34 101V103H32L33 102ZM93 100V99H92ZM102 100V99H101ZM100 100V101H101ZM148 100V101H147ZM156 100V101H155ZM167 100V101H166ZM186 102H184V101ZM192 100V101H191ZM201 100L203 101V103H201ZM209 100V102H207L206 103V101H208ZM4 101V102H3ZM23 101H25V103L23 102ZM30 101V102H29ZM58 105V103L57 102H59V104L61 103V105H62V107H61V105H58V106H60V110H61V112H60V110L58 109V106H56L55 105V103ZM57 101V102H56ZM69 101V102H68ZM75 101V103H73V105L74 106H72L73 107V109L74 110H72L71 111V106H70V104L72 103V102H74ZM86 101H88L89 103H87L88 104V106L86 105V104H84V102L86 103ZM95 101L97 102V101H99V99L98 98H95ZM121 101V102H120ZM132 103H131V102ZM139 101L140 102H142V103H140V105H139ZM173 101V102H172ZM197 101V102H196ZM200 101V102H199ZM205 101V102H204ZM212 101H214L215 102V104L213 105V103L214 102H212ZM227 101H228V105H226L227 104ZM7 102V103H6ZM26 102H27V104H26ZM47 102V103H46ZM96 102H95V104H96ZM134 102V103H133ZM155 102V103H154ZM159 102V103H158ZM162 102V103H161ZM170 102H172V103H170ZM177 102H179V103H177ZM199 102V105L197 104ZM224 102V103H223ZM2 103H3V105H2ZM43 103V104H42ZM49 103V104H48ZM68 103H69V107H67L68 106ZM97 103H99V102H97ZM103 103H104V100H103ZM129 103H131V104H129ZM144 103V105H146L147 106V109H149L150 110V112L148 111V110H146V108L144 109V110H142V107H140L141 106V104H143ZM165 103V104H164ZM179 104V105H177V104ZM204 103H206V104H204ZM209 103V104H208ZM35 104V105H34ZM76 104V105H75ZM79 106H78V105ZM83 104V105H82ZM94 104V103H93ZM105 104H106V102H105ZM105 104H103L102 106H104ZM135 104H136V106H135ZM149 104V105H148ZM202 104V105H201ZM204 104V105H203ZM210 104H212V105H210ZM224 104V105H223ZM34 105V106H33ZM42 105V106H41ZM48 105V106H47ZM57 107L56 108V110L58 111V112H60L59 114L61 115V116H57L56 115V112H51V114L50 115H53L52 113H55V115L54 116H56V118L60 121V122H57V124L62 128L63 126H65V125H67V126H69V127H67V126H65V127H67V128H65V127H63V129H64V131H63V129L61 130V128L59 127V129H57L58 130V135H57V132H55L54 130L52 131V126L51 125H48V124H50L51 122H52V119H53V117L54 116H52V118H50L49 119V114H44V112H47V111H49L50 112V110L52 111L53 110V108H55V106ZM97 106H98V104H96ZM128 105H130V108H129V106ZM152 105V106H151ZM159 105V106H158ZM185 105V106H184ZM215 105H217L216 106V108H215ZM2 106V107H1ZM31 106V107H30ZM34 108H33V107ZM78 106V107H77ZM84 106V107H83ZM101 106V107H102ZM137 106H139L138 108H137ZM148 106H150V107H148ZM189 108H188V107ZM225 106H231L232 108H234V107H236V108H234V110H232V112H230L231 111V109L229 110V109H227V108H225ZM255 106V105H254ZM10 108V109H7V108ZM24 107H26V108H24ZM29 107V108H28ZM43 107H44V109H43ZM48 108V109H45V108ZM51 107H52V109H51ZM65 107H67V108H69L68 109V112H67V110H66V108ZM100 107V105L97 107V108H99ZM161 107V108H160ZM191 107V108H190ZM246 107V106H245ZM256 107V106H255ZM255 107H252L253 109H251L250 108V110H253L254 111V109H256ZM258 107V106H257ZM40 108H42L41 110H42V112H41V114H40ZM71 108V109H70ZM104 108V107H103ZM106 108V107H105ZM129 108V109H128ZM134 108L136 109V111L134 110ZM164 110H163V109ZM181 110H180V109ZM222 108H223V111H222ZM244 108V107H243ZM5 111H4V110ZM39 109V110H38ZM64 109V110H63ZM130 109H132V111H130ZM154 109H156V111L154 110ZM235 109H238V112L239 113H241L243 116L241 117L240 116V114L239 113H235V112H237V110H235ZM257 109H259V108H257ZM256 109V110H257ZM31 110H32V112H31ZM37 110V112H39V115L37 114V112H35ZM55 110V111H56ZM65 110H66V113L65 114H61V113H64L65 112ZM70 110V111H69ZM79 110V111H78ZM93 110V111H92ZM129 110V111H128ZM146 110V111H145ZM169 110V111H168ZM191 110H192V112H191ZM199 110V111H198ZM226 110H228L227 112H225ZM246 110V109H245ZM256 110L254 111L255 113H256ZM260 110V112L262 111L261 110V108L259 109ZM12 111V112H11ZM17 111V112H16ZM74 111V112H73ZM98 111H99V109H98ZM115 111V112H116ZM141 111V112H140ZM235 111V112H234ZM252 111V112H253ZM90 112H92L91 114H90ZM115 112H113V113H115ZM126 112H128V113H126ZM135 112V113H134ZM181 113V115H180V113ZM225 112V113H224ZM245 112V111H244ZM248 112V111H247ZM257 112H258V110H257ZM264 112V111H263ZM14 113H16V114H14ZM70 113V114H69ZM74 113L75 115H72V114ZM81 113V115H79ZM129 113H132V114H129ZM140 113V114H139ZM154 113H156V114H154ZM159 113V114H158ZM163 113H165L166 114V116L163 114ZM171 113V114H170ZM187 113V114H186ZM201 113V114H200ZM224 114V116H223V114ZM227 113H229V114H227ZM254 113V114H255ZM6 114H9V116L8 115H6ZM19 114V115H18ZM34 114H36V115H34ZM44 116H43V115ZM58 114V113H57ZM67 114L69 115V117L70 118H68V116H67ZM77 114L79 115V118L76 120V119H74V117L76 118L77 117ZM128 114V115H127ZM133 114H134V116H133ZM139 114V115H138ZM205 114V115H204ZM220 114H222V115H220ZM226 114V115H225ZM237 114H239V115H237ZM246 114V116H244ZM5 115H6V118H5ZM32 115V116H31ZM46 115H48V117H46ZM64 115V116H63ZM71 115H72V117H71ZM92 115V116H91ZM99 115V116H98ZM121 115L123 116V117H121ZM148 115H149V117H148ZM171 115V116H170ZM173 115V116H172ZM176 115V116H175ZM185 115H187L186 117H184ZM190 115H192V116H190ZM193 115H197V116H193ZM198 115H199V117H198ZM230 115V116H229ZM231 115H233L232 116V118H231ZM4 116V117H3ZM11 116V117H10ZM36 116H37V118L39 119L41 116V119H39V120H37L36 119ZM81 116V117H80ZM86 116V117H85ZM94 116L95 117H98V118H94ZM129 116V118H127V117ZM162 116H163V118H162ZM218 116V117H217ZM219 116H222L223 118L224 117H226V118H219ZM240 116V118H238ZM252 116V115H251ZM60 117V118H59ZM64 117V118H63ZM67 117V118H66ZM124 117H125V119L126 120H124ZM142 117V118H141ZM145 117H146V119H145ZM160 117H161V119H160ZM178 117H179V119H178ZM180 117H181V119L182 120H184V121H182L181 119H180ZM197 117V118H196ZM205 117V118H204ZM212 117V118H211ZM230 117V118H229ZM244 117V118H243ZM30 118H31V120H30ZM44 118V119H43ZM46 118V119H45ZM47 118L49 119V120H47ZM119 118V119H118ZM138 118V119H137ZM151 118V119H150ZM185 118V119H184ZM188 118V119H187ZM196 118V119H195ZM199 118V119H198ZM218 118V119H217ZM242 118V119H241ZM7 119V120H6ZM8 119H9V122H8ZM43 119V120H42ZM68 119H69V124H67V122H68ZM82 119H83V121L85 122V120L84 119H86V121L88 120L89 122H91L92 124L94 123V125L96 126V125H98V129H100V130H98V129H96V131L94 132V134H92V133H90L89 132V126H91V124H89V122H88V124L87 123H85V124H87V125H85L84 124V122H82ZM92 119H94V120H96V124H95V122H93L94 120H92ZM142 119V120H141ZM189 119H191V121L190 122H188L189 121ZM215 119V120H214ZM223 119V120H222ZM229 119L231 120V123H232V121H234V125L233 126H231L230 124V121H229ZM17 120H19V121H17ZM45 120V121H44ZM46 120H47V122L48 123H46ZM51 120V121H50ZM57 120V121H58ZM65 120V121H64ZM77 121V124H74V123H76V121ZM81 120V121H80ZM102 121H105L104 120V118L103 119H101ZM115 120H122V121H120L121 123H119V124H116V122H118V121H116L115 122ZM162 120V121H161ZM166 120V121H165ZM172 120V121H171ZM2 121H3V123H2ZM7 123H6V122ZM16 121V122H15ZM42 121V122H41ZM50 121V122H49ZM129 121V122H128ZM168 121V122H167ZM197 121V122H196ZM211 121H216V126L214 127V122H211ZM226 121V122H225ZM37 122H38V124H37ZM63 122H65L64 124H60V123H63ZM125 122H127V123H125ZM151 122V123H150ZM181 122V123H180ZM183 122V123H182ZM192 122H195L192 126L190 125V124H192ZM222 122V123H221ZM225 122V123H224ZM36 123V124H35ZM78 123H79V126L80 127H78ZM102 123V124H101ZM154 123V124H153ZM162 123V124H161ZM190 123V124H189ZM199 123V124H198ZM212 123V124H211ZM229 123V124H228ZM246 123V122H245ZM52 124V123H51ZM73 124V125H72ZM166 124V125H165ZM183 124H185V125H183ZM203 124V125H202ZM218 124V125H217ZM222 124V125H221ZM223 124H225V126L223 125ZM228 126H227V125ZM12 125H13V127H12ZM36 125V126H35ZM46 125V126H45ZM126 125V126H125ZM169 125V126H168ZM181 125V126H180ZM205 125H206V122H205ZM205 125H204V128H205V130H207V127H205ZM221 125V126H220ZM229 125L231 126V127H229ZM247 125V124H246ZM104 126V125H103ZM125 128H124V127ZM146 126H148V127H146ZM179 126V127H178ZM182 126H183V128H182ZM195 126V127H194ZM196 126H199V127H196ZM5 127H6V130H5ZM14 127H15V129H14ZM51 128V130H49V128ZM71 127V128H70ZM163 127V128H162ZM185 127V128H184ZM189 127V128H188ZM218 127H220V128H222V129H219ZM234 127V128H233ZM242 127V126H241ZM241 127L239 128V129H241ZM45 128V129H44ZM69 128V129H68ZM77 128H79V129H77ZM80 128L82 129V132H80L81 134L82 133H84V136H83V134L81 135L79 132L77 133V131L78 130H80ZM124 130H123V129ZM168 128V129H167ZM215 128V129H214ZM230 128V129H229ZM232 128H233V131H235L236 133H234L233 131H232ZM244 128V127H243ZM35 129V130H34ZM68 129V130H67ZM128 131H127V130ZM190 129V130H189ZM193 129H194V131H193ZM197 129V130H196ZM47 130H49L50 132H48ZM66 130H67V132L69 131L70 132V134H68L67 132H66ZM109 130H111L112 131V129H109ZM116 130V128H114V131ZM123 130V131H122ZM131 130V131H130ZM187 132H186V131ZM210 130V129H209ZM52 131V132H51ZM114 131H112L111 133H113ZM122 131V132H121ZM130 131V132H129ZM221 132L220 134H219V132ZM223 131V132H222ZM242 131V130H241ZM53 132H55V134L57 135H55ZM73 132H74V135L76 134V135H80V136H74V135H72L73 134ZM120 132V133H119ZM183 132H184V134H183ZM233 134H232V133ZM1 133H3V134H1ZM7 133V134H6ZM17 133V134H16ZM65 133H67V134H65ZM72 133V134H71ZM86 133V134H85ZM96 133V134H95ZM151 133H153V134H151ZM160 133V134H159ZM186 133H188V134H186ZM18 134H20V135H18ZM54 134V135H53ZM118 134H121V135H118ZM141 134H142V136H141ZM146 134V135H145ZM166 134V135H165ZM176 134V135H175ZM198 134V135H197ZM22 135V136H21ZM60 135V136H59ZM93 135H94V137H93ZM125 135V136H124ZM156 135V136H155ZM187 135V137H188V139H187V137H185ZM7 138V140H8V138H12V139H10V141H14V142H16V141H19V142H16V143H14V142H10V141H7L6 139H4L5 137ZM71 136H73L72 138H71ZM81 136H83V137H81ZM99 136L101 137V138H103V139H101V138H99ZM105 136V137H106ZM129 136H131V137H129ZM144 136V137H143ZM151 136H154V137H151ZM225 136H227V134L225 135ZM0 137V138H1ZM16 137V138H15ZM22 137V138H21ZM42 137V138H41ZM52 137V138H51ZM54 137V138H53ZM62 137V138H61ZM68 137V139H66ZM74 137H76L75 139H73ZM79 139H78V138ZM82 139H81V138ZM93 138V139H91V138ZM118 137V138H117ZM184 137V138H183ZM195 137V138H194ZM86 138H88V139H86ZM96 138V139H95ZM114 138V140H112ZM125 140L126 139V141H124L123 139ZM143 138V139H142ZM159 138V139H158ZM15 139V140H14ZM64 139H66V140H64ZM71 139V140H70ZM81 139V140H80ZM98 139H100V140H98ZM176 139V140H175ZM191 139H193V140H191ZM69 140V141H68ZM116 140V141H115ZM184 140V141H183ZM196 140V141H195ZM5 141V142H4ZM6 141H7V143H6ZM40 141H44V143H41ZM66 141H68V142H66ZM73 141V142H72ZM98 142V144H97V142ZM109 141V140H108ZM121 141V142H120ZM148 141V142H147ZM149 141H150V143H149ZM159 141V142H158ZM174 141V142H173ZM188 141L190 142V143H188ZM200 141V142H199ZM254 142V144L252 143H250L251 144V147H253L254 145H255V141L256 140H253ZM9 142V143H8ZM24 142V143H23ZM56 142V143H55ZM93 142V143H92ZM102 142V141H101ZM258 142V141H257ZM256 142V144H258ZM12 143H14V144H12ZM23 143V144H22ZM71 143H73V146H72V144ZM75 143V144H74ZM77 143H78V145H77ZM80 143V144H79ZM121 143V144H120ZM148 143V144H147ZM152 143V144H151ZM167 143V144H166ZM174 143L176 144V145H174ZM17 144V145H16ZM44 144V145H43ZM117 144V145H116ZM127 144V145H126ZM154 144H156V145H154ZM181 144V145H180ZM202 143H200L199 145H201ZM13 146L12 148H11V146ZM19 145L21 146V148L19 147ZM24 145H26L27 147H28V149H25V148H27V147H24ZM84 146V147H82V146ZM94 145H95V147H97V148H95L94 147ZM97 145V146H96ZM143 145V146H142ZM150 145V146H149ZM179 145V146H178ZM78 146V147H77ZM81 146V148H83L82 150H81V148L79 149V147ZM115 146H116V148H115ZM169 146V147H168ZM188 146V147H187ZM248 145H246V148H244V150L246 149V152L247 151H249L248 149H249V147L250 146H248ZM257 146V145H256ZM10 147V148H9ZM23 147V148H22ZM71 147V148H70ZM75 147V148H74ZM93 147V148H92ZM149 147H155L154 148V151H152ZM160 147V148H159ZM163 147V148H162ZM258 147V146H257ZM4 148V149H3ZM69 148V149H68ZM74 148V149H73ZM121 148V149H120ZM126 148V149H125ZM148 148L152 151V152H149L150 150H148ZM158 148V149H157ZM181 148V149H180ZM191 148V149H190ZM254 148V147H253ZM253 148L251 149L250 148V150H252L253 151ZM10 149V150H9ZM78 149L79 151H78V153H80L81 151V155L82 154H84L83 152H85L86 154H84V156L83 157H81V155L80 154H78L77 153V151L76 150ZM95 149V150H94ZM162 149H164V150H162ZM166 149V150H165ZM195 149V150H194ZM5 150V151H4ZM12 150V151H11ZM72 152H70V151ZM81 150V151H80ZM93 150H94V152H96L97 153V156L95 157V156H93L92 154H93ZM119 151V153H118V151ZM123 150V151H122ZM142 150V151H141ZM181 150V151H180ZM193 150V152L191 153V151ZM9 153H8V152ZM67 151H68V153H70V154H68L67 153ZM150 153V154H147L148 152ZM156 151V152H155ZM168 151V152H167ZM175 151V152H174ZM257 149H256V151L254 152V154L256 153L257 154ZM5 152V153H4ZM13 152L16 154V152H17V154L15 155V154H13ZM73 152H74V154H73ZM122 152V153H121ZM145 152V153H144ZM157 152H158V155H157ZM173 152V153H172ZM180 152V153H179ZM245 152V151H244ZM259 152V151H258ZM4 153V154H3ZM89 153H90V155H89ZM151 153H153V154H155V156H153V154H151ZM168 153H169V155H168ZM253 153V152H252ZM6 154H8V156L6 155ZM43 154H45V156L43 155ZM68 154V155H67ZM71 154H73L72 156H71ZM148 156V157H146V155ZM175 154V155H174ZM192 154V155H191ZM0 155V156H1ZM6 155V156H5ZM19 155V156H18ZM21 155H23V156H21ZM31 155H33V159L34 160H32V158H30V156ZM42 155H43V158H41L42 157ZM79 155H80V158H79ZM91 155H92V157H91ZM149 155H152L153 156V159L152 158H150L149 157ZM160 155V156H159ZM187 155V156H186ZM35 156V157H34ZM138 156V157H141L142 159H139V158H137V160H136V157ZM146 157V159L148 158V159H151V161L150 160H146L145 159V157ZM151 156V157H152ZM184 156H185V158H184ZM252 156H254V155H252ZM256 156V155H255ZM254 156V157H255ZM8 159H6V158ZM88 157H89V159H88ZM97 157H98V159H97ZM144 157V158H143ZM172 157V158H171ZM251 157V156H250ZM41 159V162H40V159ZM82 158H83V160H82ZM179 158V159H178ZM249 158V157H248ZM75 159H76V161H75ZM86 159H88V160H90V161H87ZM100 159V160H99ZM181 159V160H180ZM188 159V158H187ZM251 159H253L252 157H251ZM256 159V158H255ZM46 160V161H45ZM75 162H74V161ZM78 160H80V161H78ZM88 162H86V161ZM92 160V161H91ZM144 160H145V162H146V167H149V168H146L145 167V165H143L142 163L140 164V162L139 161H143L144 162ZM153 160V161H152ZM155 160V161H154ZM180 160V161H179ZM190 160V159H189ZM5 161H7V162H5ZM15 161V162H14ZM33 161V162H32ZM39 161V162H38ZM44 161V163H42ZM167 161H169V162H167ZM178 161V162H177ZM255 161H257V160H255ZM12 162V163H11ZM23 162L25 163V164H23ZM86 162V163H85ZM90 162V163H89ZM92 162V163H91ZM144 162V163H145ZM147 162H150V163H147ZM151 162H152V164H151ZM247 162V161H246ZM251 162H253L252 160H251ZM250 162V164H249V166H251V163ZM11 163V164H10ZM75 163V164H74ZM100 163V164H99ZM139 163V164H138ZM164 163V164H163ZM167 163H169L170 165H168ZM254 163V162H253ZM30 164V165H29ZM42 166H41V165ZM50 164V165H49ZM54 164V165H53ZM70 164H72V167H71V165ZM85 164V165H84ZM89 164H90V166H89ZM151 164V165H150ZM156 164V165H155ZM165 164H167V165H165ZM248 164V163H247ZM247 164H245V166L247 167L248 165ZM25 165V166H24ZM32 165V166H31ZM45 165V166H44ZM49 165V166H48ZM75 165H76V167H75ZM82 165H84V166H82ZM141 165V166H140ZM154 165V166H153ZM203 164H199V166H202ZM205 165L206 164H204L203 166L205 167ZM19 166V167H18ZM30 168H29V167ZM34 166H36V167H34ZM41 166V167H40ZM79 168H78V167ZM82 166V167H81ZM86 166V167H85ZM88 166V167H87ZM111 165H109V167H110ZM156 166V167H155ZM181 167H183L184 165L182 164V165H180ZM245 166H243V167H245ZM248 166V167H249ZM257 166V165H256ZM3 167H5V168H3ZM9 167V168H8ZM31 167H32V169H31ZM46 169H45V168ZM76 168V170H75V168ZM80 167H81V169H80ZM83 167L85 168V169H83ZM95 169H94V168ZM108 166H107V168L106 169H108L109 168ZM203 167V168H204ZM247 167V168H248ZM1 168H3V169H1ZM17 168V169H16ZM24 168V169H23ZM43 168V169H42ZM70 168H71V170H70ZM73 168V169H72ZM77 168H78V170H77ZM162 168V169H161ZM192 168V169H193ZM206 168V167H205ZM204 168V169H205ZM251 168V167H250ZM12 169V170H11ZM45 169V170H44ZM62 169H63V171H62ZM83 169V170H82ZM89 169H91V170H89ZM105 169V170H106ZM110 169V168H109ZM137 169V168H136ZM137 169V170H138ZM244 170L246 169V168H243ZM17 170V171H16ZM25 170V171H24ZM29 170V171H28ZM31 170V171H30ZM73 170H74V172H73ZM94 170V171H93ZM162 170V171H161ZM251 170H252V168H251ZM2 171V172H1ZM33 171V172H32ZM39 171H41V172H39ZM65 171V172H64ZM70 171V172H69ZM78 172L77 174L75 173V172ZM83 171V172H82ZM91 171V172H90ZM95 171H96V174H97V172H98V174L97 175H93L94 177H92V179H90V177L92 176V174L91 173H93V174H95ZM155 171H157V173L155 172ZM165 171V172H166ZM30 174H29V173ZM82 172V173H81ZM85 172H87V174L89 175V176H86L87 174L85 173ZM91 174H89V173ZM161 172H162V174L163 175H165L164 177H162V179L160 180V178L161 177H158L159 176V174H160V176H163L162 174H161ZM220 172H222V171H220ZM256 172V171H255ZM64 173V174H63ZM72 174V175H69V174ZM75 175H74V174ZM81 173V174H80ZM84 173V174H83ZM101 173V172H100ZM105 173V172H104ZM141 173H142V175H141ZM153 173V174H152ZM168 173V172H167ZM217 173H219L218 171H217ZM242 173H243V171H242ZM21 174V175H20ZM41 174V175H40ZM86 174V175H85ZM151 174V175H150ZM216 174V173H215ZM37 175V176H36ZM63 175V176H62ZM66 175V176H65ZM69 177H68V176ZM101 175V174H100ZM99 175V176H100ZM102 175H103V173H102ZM125 175V174H124ZM123 175V176H124ZM168 175V174H167ZM222 176V177H224V179H225V177H226V175H224V171H223V175L222 174H217V175H215L216 176V178H217V176L219 177V176ZM21 178H20V177ZM65 176V177H64ZM84 176V177H83ZM123 176H120L121 178H123ZM173 176L174 175H169L168 177L169 178H173ZM16 177H17V179H16ZM29 177V178H28ZM38 177V178H37ZM43 177V178H42ZM78 177H79V179L80 180H78ZM88 177H89V179L91 180V181H93L92 183L90 182L89 183V179H88ZM96 177V178H95ZM158 177V178H157ZM22 178H25V179H22ZM48 178H49V182L47 183V181H48ZM67 178V180H65V179ZM68 178H69V180H68ZM82 178V179H81ZM136 178H138V179H136ZM155 178V179H154ZM43 179H44V181H45V179H46V182H44L43 181ZM77 179V180H76ZM142 179V180H141ZM144 179V180H143ZM155 180V182L153 181V180ZM224 179L222 178V180L221 179H219V178H217V182H218V184L219 183H221V184H217V182H216V186H217V189H218V191H217V189H216V191L218 192V194L220 193L221 194V192L223 191V187L225 186V187H227V185L229 184L230 185V183H228L227 185H225L226 183H225V181H227L229 178H226L225 179V181H224ZM18 180H19V182H21V184H22V186L20 187V189H21V192H20V189H19V187H17L16 189H17V192L14 194L13 193V195H12V191H15V189H10V188H15L16 187V185L18 186L19 185V183H18ZM21 180V181H20ZM27 180V181H26ZM42 180V181H41ZM78 182H76V181ZM82 180V182H80ZM85 180V181H84ZM123 180V181H124ZM148 180H149V182H148ZM157 180V181H156ZM219 180L221 181V182H219ZM77 183L76 185H74L75 184V182ZM95 181V182H94ZM145 181V182H144ZM151 181V182H150ZM160 181H162V182H160ZM230 180H228V182H229ZM44 182V183H43ZM72 182H74V183H72ZM79 182H80V184H79ZM84 182V183H83ZM86 182H87V184H86ZM125 182V181H124ZM147 182V183H146ZM158 182H160V183H158ZM223 182V183H222ZM2 183V184H1ZM3 183H5V185L3 184ZM18 183V184H17ZM193 181L191 182V184L189 183V184H187L188 186H187V188L185 189V191L186 192H189V191H192L193 189H197V187L196 186H194L193 184ZM9 184H10V187H9ZM82 184V185H81ZM84 184V185H83ZM91 184V187L89 186V185ZM93 184V185H92ZM141 185V187L142 188H139L140 187V185ZM151 184L153 185L152 187H151ZM159 184H160V186H159ZM166 184V183H165ZM222 184H223V187H222ZM2 185V186H1ZM25 185V186H24ZM44 185H45V187H44ZM53 185V186H52ZM78 185V186H77ZM85 185H88V187H85ZM15 186V187H14ZM47 186V187H46ZM94 186L92 187V189L94 188ZM132 186H133V188H132ZM149 186V187H148ZM156 188H155V187ZM159 186V187H158ZM190 186V187H189ZM218 186H220V187H218ZM5 187L6 188H8V189H5ZM79 187V188H78ZM129 187V186H128ZM151 187V188H150ZM222 187V188H221ZM89 188V189H88ZM150 188V189H149ZM191 188H193V189H191ZM4 189H5V191H4ZM130 189H131V191H130ZM139 189H141V191H139ZM220 189H222V191H220ZM12 190V191H11ZM3 191H4V193H3ZM139 191V192H138ZM146 191H148V192H146ZM157 191H160V192H157ZM175 193H174V192ZM215 191V192H216ZM220 191V192H219ZM10 194V196L12 197H10L9 196V194ZM23 192V193H22ZM42 192V193H41ZM71 192V193H70ZM88 192H89V195L87 196V194H88ZM127 192V193H128ZM143 192V193H142ZM173 192V193H172ZM20 193V194H19ZM22 193V194H21ZM32 193V194H31ZM66 193V194H65ZM70 193V194H69ZM74 193V194H73ZM81 195H79V194ZM85 193H86V195H85ZM126 193V194H127ZM145 193H148L147 195L145 194ZM155 193V194H154ZM164 193V194H163ZM6 196H5V195ZM18 194V195H17ZM24 194V195H23ZM103 194L104 193H102V195H99V197H101V196H103ZM128 194V195H129ZM141 194V195H140ZM151 194V195H150ZM174 194V197L172 196ZM196 196H197V198L198 197H200V191L198 190L196 193ZM31 195V196H30ZM46 195H47V197H46ZM60 195V197H58ZM75 195H77L78 197L76 198L75 197ZM93 195V194H92ZM139 195V196H138ZM157 195V196H156ZM160 195H162V196H160ZM17 196V197H16ZM21 196V197H20ZM63 196V197H62ZM70 196V197H69ZM72 196V197H71ZM79 196H80V198H79ZM83 196V197H82ZM86 196L88 197V198H86ZM94 196V195H93ZM123 198V200H122V198ZM7 197V198H6ZM10 199H9V198ZM144 197V198H143ZM38 198V199H37ZM68 198H70V200L68 199ZM72 198H74L73 200H72ZM82 198H84V200L82 201ZM91 198V197H90ZM104 198V199H103ZM129 198H130V200H129ZM152 198V199H151ZM161 198V199H160ZM167 198V199H166ZM18 199V200H17ZM69 200L70 202H69V204L72 202V206H71V204H70V206H69V204H68V201H64V200ZM78 201H77V200ZM86 199V200H85ZM94 199V198H93ZM104 201H103V200ZM133 199H135V200H133ZM159 199V200H158ZM174 199V200H173ZM7 200H9V201H7ZM17 200V201H16ZM54 201V203L52 202V201ZM62 200V201H61ZM81 200V201H80ZM133 200V201H132ZM164 200V201H163ZM172 200H173V202H172ZM209 200V202L210 203H212L211 201H210V199H208ZM29 201V202H28ZM51 201V202H50ZM59 201V202H58ZM85 201V202H84ZM141 203H140V202ZM158 201V202H157ZM162 201V202H161ZM64 202H65V204H66V206H65V204H64ZM83 202V203H82ZM103 202V203H102ZM164 202V203H163ZM208 202V203H209ZM4 203L6 204L5 206H4ZM39 203V204H38ZM42 203V204H41ZM48 203V204H47ZM51 203V204H50ZM63 203L64 204V206L62 205L61 206V204ZM102 203V204H101ZM132 203V204H131ZM137 204V205H135V204ZM161 203V204H160ZM207 203V204H208ZM21 204V205H20ZM25 204H26V206H25ZM28 204V205H27ZM59 204V205H58ZM79 204H82V206H83V204L85 205V206H83V207H81V206H79V209H78V205ZM146 204V205H145ZM148 204V205H147ZM160 204V205H159ZM207 204H206V207H207ZM12 205V206H11ZM14 205V206H13ZM31 205V206H30ZM52 205V206H51ZM54 205V206H53ZM56 205H58V206H56ZM119 204H118V206H120ZM125 205V206H126ZM212 205L214 206V204L212 203ZM211 204L209 205L208 204V209L207 210H209L210 209V211L211 212H213V213H211L210 211V213H211V217H213V215H214V213L215 212H217L216 214H215V216L216 215H218V210H219V208H218V206L216 205V206H214L215 208L217 207V209H215L213 206H212ZM47 206V207H46ZM51 207V209H50V207ZM102 206V207H103ZM117 206V207H118ZM125 206H123V207H125ZM137 206V207H136ZM140 207V210H139V207ZM148 206V207H147ZM210 206H212V207H210ZM8 207V208H7ZM17 207V208H16ZM40 207V208H39ZM60 209H59V208ZM111 207V208H110ZM142 207V208H141ZM152 207V208H151ZM226 207V206H225ZM45 208V209H44ZM48 208V209H47ZM69 208V209H68ZM73 208H76L77 210H78V213L76 212L77 210L76 209H74V212H73ZM83 208H85V209H83ZM88 208H90V207H88ZM119 208V207H118ZM129 210H128V209ZM131 208V209H130ZM151 208V209H150ZM161 208L163 209L162 210V212H160L161 211ZM213 208V210H211ZM222 208V207H221ZM22 209H23V211H22ZM47 209V210H46ZM53 209V210H52ZM56 209V210H55ZM68 209V210H67ZM84 211H83V210ZM137 209H138V211H137ZM146 209H148V211H146ZM223 209V208H222ZM225 209V208H224ZM39 210V211H38ZM44 210H45V212H44ZM49 210V211H48ZM60 210H61V212H62V214H61V212H60ZM72 210V211H71ZM80 210H81V212H80ZM126 210H128V211H126ZM141 210H142V212H141ZM151 210V211H150ZM216 210V211H215ZM11 211H12V213H11ZM64 211V212H63ZM68 211H71V212H68ZM83 211V212H82ZM114 211H116L115 209H114ZM221 211V212H220ZM219 212H220V214L218 215V216H220L221 218L219 219V217L218 216H216V217H218V218H215V216H214V220H213V218H211L210 217V221L213 223V222H216V223H218V222H220V220H222V223L224 224L225 222H227V220H229V218H228V213L225 211V210H220ZM9 214H7V213ZM36 212H38V213H36ZM46 212H47V214H46ZM110 212V211H109ZM137 212H139V213H141L139 216H138V214L139 213H137ZM145 212V213H144ZM159 212H160V214H159ZM208 212V213H209ZM226 212V213H225ZM14 213H16V214H14ZM20 213V214H19ZM57 213H59V214H57ZM70 213V214H69ZM83 213V214H82ZM99 213V214H98ZM157 213H158V215H157ZM209 213V214H210ZM223 213H224V215H223ZM24 214V215H23ZM44 214V215H43ZM61 214V215H60ZM73 214H75V215H73ZM137 214V215H136ZM154 214H156V215H154ZM31 215V216H30ZM57 215H59V216H57ZM226 215V216H225ZM33 216V217H32ZM54 216H55V218H54ZM65 216V217H64ZM76 216V217H75ZM82 216V217H81ZM90 216H92L91 218H93V219H95V217L94 216H96V219L93 221V220H91V218L89 219V217ZM135 216V217H134ZM137 216V217H136ZM153 216V217H152ZM13 217H14V219H13ZM71 217V218H70ZM84 217V218H83ZM157 217V218H156ZM224 217H226V219L224 218ZM34 218V219H33ZM36 218V219H35ZM67 218V219H66ZM70 218V220H68ZM80 218H83V219H80ZM89 220H88V219ZM113 218V217H112ZM151 218H153V219H151ZM66 219V220H65ZM85 219V220H84ZM146 219V221H144ZM160 219V218H159ZM200 219V218H199ZM219 219V220H218ZM223 219H224V221H223ZM78 220V221H77ZM80 220V221H79ZM81 220H83V221H81ZM90 220H91V223H90ZM148 220V221H147ZM150 220V221H149ZM157 220V221H156ZM200 220H202V219H200ZM215 220H218V221H215ZM6 223H5V222ZM11 223H10V222ZM19 221V222H18ZM32 221V222H31ZM34 221V222H33ZM41 223H40V222ZM76 221V222H75ZM86 223H85V222ZM110 221V220H109ZM122 221V222H121ZM142 221H143V223L144 224H142L141 225V223H142ZM152 221V222H151ZM28 222V223H27ZM70 222V223H69ZM78 222V223H77ZM80 222L82 223H84V224H80ZM96 222V221H95ZM125 222V223H124ZM134 222V223H133ZM139 222H141V223H139ZM147 222V223H146ZM33 223H34V227H32L33 226ZM38 223V224H37ZM56 223V224H55ZM89 223V224H88ZM124 223V224H123ZM128 223V224H127ZM22 226H21V225ZM42 224H44L45 225V229L46 230H48L49 232H48V234L46 233V235L44 236V235H42V234H40L39 233V231H37L36 232V230L38 229L39 230V225H42ZM71 224H73V225H71ZM76 224H78V226L80 227V228H83V230L82 229H80L79 230V227H77L76 226ZM88 224V225H87ZM118 226H117V225ZM121 224H123L122 226H120ZM25 225V226H24ZM32 225V226H31ZM37 225V226H36ZM71 225V226H70ZM83 225H84V227H83ZM102 225V226H101ZM103 225H105L104 227H103ZM112 225V226H113ZM151 226V229H150V226ZM153 225V226H152ZM27 226V227H26ZM29 226H31V228H29ZM47 226V227H46ZM82 226V227H81ZM89 226H91L90 228H89ZM95 226V227H94ZM148 226H149V231H148ZM173 226H174V224H173ZM37 227V228H36ZM57 229H56V228ZM68 227H69V229L72 227L73 229H68ZM78 229H77V228ZM92 227H93V229L95 228V231H96V233H97V236H96V242H95V244L97 245H95V246H92V247H95L96 249H97V252H96V249L94 248V250H93V248L89 245V244H87V243H82L83 241L84 242H87L88 241V239H89V237H90V233H91V231H93V229H92ZM104 228L103 230H102V228ZM120 227V228H119ZM153 227V228H152ZM49 228V229H48ZM74 228H76L75 229V232H76V230H77V234H73L72 232H74L73 230H74ZM87 228V229H86ZM121 229L122 231L120 232L121 233V235L124 237V235H126V233L128 234V233H131L130 234V237L128 236V240H127V238H125L124 239V244H123V242H121L122 241V237H121V235H120V237H121V241H120V238H119V236L118 237H116L117 236V234H116V232H118L117 230H119V229ZM136 228L138 229L137 231H136ZM141 228H143L142 230H141ZM14 229V230H13ZM27 229V230H26ZM30 229V230H29ZM67 229V230H66ZM56 232H55V231ZM69 230V231H68ZM91 230V231H90ZM100 232H98V231ZM101 230V231H100ZM107 230V234H113V233H115L116 234V236L114 235H110V236H113L112 237V240H111V238L109 237V238H105L104 239V231H106ZM125 232H124V231ZM128 232H127V231ZM133 230H135L136 231V233H137V235H139V237H140V235L142 234H146L145 236H143L142 237V235H141V238H142V240L141 239H137L136 237H135V235L134 234H132L133 233ZM156 230V229H155ZM173 229H171V231H172ZM175 230V229H174ZM173 230V231H174ZM9 231V232H8ZM26 231H27V233H26ZM52 233H51V232ZM86 231H90V233H85ZM138 231H140L139 232V234H138ZM142 231V232H141ZM172 231V232H173ZM18 232H20V233H18ZM60 232V233H59ZM70 232V233H69ZM81 232V233H80ZM144 232V233H143ZM149 232V233H148ZM152 232V233H153ZM18 233V234H17ZM23 233V234H22ZM38 233V234H37ZM67 233V234H66ZM79 233L81 234V237H83V239L82 238H79L80 237V235H79ZM141 233V234H140ZM11 234V235H10ZM16 234V235H15ZM40 234V235H39ZM66 234V235H65ZM70 234H73L72 236H69ZM118 234H119V232H118ZM3 235V236H2ZM22 235V237H20ZM25 235V236H24ZM34 235V236H33ZM52 235V236H51ZM101 235V236H100ZM129 235V234H128ZM133 235V236H132ZM148 235V236H147ZM19 236V237H18ZM51 236V237H50ZM73 236H76V237H74L75 239L76 238H78L77 240H75V239H73L72 237ZM78 236V237H77ZM27 237V238H26ZM99 237V238H98ZM21 238H24V239H21ZM56 238V239H55ZM66 238V239H65ZM67 238H68V240H67ZM65 239V240H64ZM80 239V240H79ZM97 239H99V241L97 240ZM108 239H110V240H108ZM17 240V241H16ZM22 240V241H21ZM26 240V241H25ZM59 240V241H58ZM69 240L72 242L71 244H70V242H69ZM75 240V241H74ZM80 242H79V241ZM127 240V241H126ZM138 240V241H137ZM21 241V242H20ZM25 241V242H24ZM77 241H78V243H77ZM82 241V242H81ZM101 241H103V242H101ZM58 242H60V243H58ZM61 242H64V245H63V243H61ZM67 242V243H66ZM100 242V243H99ZM111 242H113V244H114V242L115 243H120V247H121V245H124V248L123 247H121L122 248V250L123 251H125V252H123L121 249H119V246H117V244H115V248L114 247H111V245H110V243ZM140 242L142 243V244H140ZM48 243V244H47ZM65 243H66V245H65ZM128 243V244H127ZM131 244V246H129L130 244ZM31 244V245H30ZM58 244H60V245H58ZM63 246H62V245ZM67 244H69V245H67ZM73 244H75L74 246H73ZM85 244H87V245H85ZM106 245V246H104V245ZM112 244V243H111ZM112 244V245H113ZM127 244V245H126ZM140 244V245H139ZM20 245V246H19ZM51 245V246H50ZM79 245V246H78ZM81 245L83 246V247H81ZM85 245V246H84ZM91 247H89V246ZM101 245V246H100ZM108 245H110V246H108ZM140 246V248H139V246ZM144 245H145V243H144ZM45 246V247H44ZM54 246V247H53ZM60 246V247H59ZM77 246V247H76ZM86 246H87V249H85L86 248ZM101 247V248H99L100 249V253H98V251H99V249L97 248V247ZM108 246V247H107ZM114 246V245H113ZM146 246V245H145ZM11 247V248H10ZM47 247V248H46ZM59 247V248H58ZM78 247H80V249L78 248ZM85 247V248H84ZM102 247H103V249H102ZM109 247H110V249H109ZM118 249H117V248ZM132 247V248H131ZM13 248L15 249V251L13 250ZM24 248V249H23ZM28 248V249H27ZM46 248V249H45ZM49 248V249H48ZM61 248V249H60ZM72 250H71V249ZM75 248V249H74ZM78 248V249H77ZM114 248V250L115 249H117V251H114V252H111V250ZM136 248V249H135ZM142 248V249H141ZM146 248V247H145ZM157 248V249H158ZM164 248H165V246H164ZM163 248V249H164ZM21 249V250H20ZM34 249H36V250H34ZM54 249H56L55 251H54ZM77 249V250H76ZM81 249H84L83 250V252L84 253H82L81 251ZM131 249H133V250H131ZM156 249V250H157ZM18 250H19V252H18ZM32 250V251H31ZM44 250V251H43ZM50 250V251H49ZM58 250H60V251H58ZM67 250H69L70 251V255H69V253H68V251ZM110 251V252H108V251ZM127 250V251H126ZM169 250V249H168ZM17 251V252H16ZM24 251V252H23ZM28 251V252H27ZM33 251H36V252H33ZM41 251H42V253H41ZM87 253H86V252ZM92 251H94V252H92ZM121 251V252H120ZM131 252V253H129V252ZM134 251V252H133ZM147 251L148 250H144V253L143 254H146L147 253ZM153 251H154V254H153ZM167 251V250H166ZM26 252V253H25ZM40 252V256L38 257V253ZM44 252V253H43ZM49 254H48V253ZM60 254H59V253ZM78 252V253H77ZM107 252V253H106ZM128 252V253H127ZM21 253V254H20ZM28 253V254H27ZM34 253V254H33ZM37 253V254H36ZM46 253V254H45ZM52 253V254H51ZM75 253V254H74ZM84 255H82V254ZM92 253H94V254H92ZM117 253V254H116ZM122 253V255L120 256L119 254H121ZM163 253V254H162ZM25 254V255H24ZM42 254V255H41ZM77 254V255H76ZM79 254H81L82 256H79ZM125 254V255H124ZM127 254H129V255H127ZM148 254H149V256H151L150 255V252H148ZM28 255V256H27ZM29 255H30V257L31 258H33V259H31L30 257H29ZM36 255V256H35ZM59 255V256H58ZM99 257H97V256ZM131 255V256H130ZM11 257V259H10V257ZM21 256V257H20ZM24 256H26V257H24ZM44 256V257H43ZM70 256L72 257V258H75L74 259V261H72V258H70ZM106 256V257H105ZM111 256V257H110ZM128 256H130V258L128 257ZM135 256V257H134ZM143 256H145V258L143 257ZM176 256H178V258L180 257L179 255H176ZM176 256H174V258L173 257H171L172 259H170V260H172L173 262L175 261V260H177V257ZM3 257V258H2ZM5 257H9L8 259V262H6L7 261V258H5ZM14 257V258H13ZM20 257V258H19ZM42 258V261H40V259H38V258ZM47 259H46V258ZM50 257V258H49ZM70 259H69V258ZM79 257V258H78ZM81 257V258H80ZM100 257H102V259L103 258H105V259H101ZM114 257V258H113ZM120 257V258H119ZM127 257V258H126ZM134 257V258H133ZM4 258H5V260H4ZM29 258V260H27ZM44 258V259H43ZM59 260H58V259ZM77 258V259H76ZM88 258V259H87ZM90 258V259H89ZM116 258H118V259H116ZM126 258V259H125ZM147 258H150L151 259V261H149L150 259H148V260H146ZM155 258H157V259H155ZM176 258V259H175ZM24 259V260H23ZM26 259V260H25ZM35 259V260H34ZM50 259L52 260L53 259V261H50ZM55 259V260H54ZM61 259V260H60ZM63 259V260H62ZM79 259V263L77 262V260ZM97 259H98V261H97ZM110 259V260H109ZM134 259H135V261H134ZM152 259L154 260V261H152ZM175 259V260H174ZM34 260V261H33ZM39 262H38V261ZM47 260V261H46ZM71 260V261H70ZM122 260V262H120ZM124 260V261H123ZM133 260V261H132ZM146 260V261H145ZM178 260H180V259H178ZM177 260V261H178ZM195 261H196V264H198V261H199V256L197 255V254H195V259H194ZM48 261H50V262H48ZM93 261H95L94 263H92ZM103 261H105L104 263H103ZM115 261V262H114ZM171 261V263H173ZM177 261H175V263L174 264H178V262ZM5 262V263H4ZM57 262V263H56ZM71 262V263H70ZM149 262V263H148ZM158 262H160V261H158ZM158 262L156 263H154V264H158ZM177 262V263H176ZM60 263V264H61ZM179 264H183V263H181V262H179Z\"/></svg>", "mask_w": 264, "mask_h": 264}, {"label": "bare ground", "instance_id": "bare-ground-1", "mask_svg": "<svg viewBox=\"0 0 264 264\" xmlns=\"http://www.w3.org/2000/svg\"><path fill=\"white\" fill-rule=\"evenodd\" d=\"M29 1H31V0H29ZM35 1V0H34ZM62 1V0H61ZM68 1H70V0H67L66 1V3H68ZM71 1H73L74 2V6L75 7H79L78 9H79V11H80V5L81 6H83V5H86L87 4V1H85V0H71ZM70 1V2H71ZM90 1H92V0H90ZM107 1H109L108 2V4H107V6L104 8V7H102V8H104V10L102 11V14H101V19L99 20V25L97 26V30L94 32V35L92 34L91 36H94V37H88V39L90 38H94L93 39V41H92V39H91V41H87V43L89 42H91L92 43V45H91V47H90V49L93 51V53L92 54H94L95 55V57L97 58L98 56H99V48H98V43H99V40H104V39H108V38H110L109 37V32H111V30H110V28L108 27V25H109V11H110V7L112 6V4H113V2H114V0H107ZM107 1H105V2H107ZM150 1V0H149ZM148 1V5H147V7H144L143 8V11L141 10V11H139V13H140V15H139V13H137L139 16H137V14L135 15L136 16V24H134V22H133V24L134 25H136L135 27H139V25H138V23L141 25H145V24H149V25H151V26H153V28H156V26H157V24H158V22L162 19V17H163V15H164V11H163V8L165 7V5L163 6L162 5V1L163 0H151L150 2ZM188 3H190V1H188V0H186ZM192 1V5L191 6H188V7H193L192 9H194V8H196V9H194V10H192V9H190L189 8V10L191 11H193V14H192V12H190L189 10H188V7H186L185 9L184 8H182V5L180 4H177V5H179V6H181L180 8H182L181 10H183L184 9V11L185 10H188L189 12L188 13H186L185 12V14L183 13L184 11H179L180 10V8L177 6L176 8L178 9H176L177 10V13H178V11L180 12L179 13V15H175V16H178L177 18L180 20H183V18H181L182 16H181V14L183 15V16H185L186 14H188L189 15V13H191V15L192 16H194V13L195 14H197L198 15V13H196V12H198V8L199 7H201V6H199L198 7V4H199V2H201L200 0H199V2H197L198 0H191ZM194 1H196V4H197V6H196V4H195V2ZM204 1V0H203ZM214 2L216 1V0H213ZM223 1H225V0H219V2L221 3L220 5H222V2ZM228 1V0H227ZM225 1L224 3H226V5H229L230 6V2L231 1ZM246 0H244V2H245ZM21 2L23 3L24 1L23 0H21ZM32 2H33V0H32ZM32 2H30V4L29 5H31V4H33ZM39 2L42 4L43 2L41 1V0H39ZM64 2V1H63ZM69 2V3H70ZM86 2V3H85ZM93 2V1H92ZM97 2L98 1H96V3H95V1L93 2V3H90L89 5L90 6H92V4L94 5V4H97ZM104 2V1H103ZM103 2L101 3V5L103 6L104 4H103ZM171 2V1H170ZM205 2L207 3V0H205ZM216 2H218V1H216ZM215 2V3H216ZM255 2H257V1H255ZM28 3V2H27ZM36 3V4H35ZM35 3H34V6L35 5H38V0L37 1H35ZM39 3V4H40ZM68 3V6L70 5ZM85 3V4H84ZM179 3V2H178ZM183 3H184V1H183ZM186 3V2H185ZM194 3V4H193ZM208 3H209V1H208ZM211 5H213V2L211 1ZM214 3V4H215ZM223 3V4H224ZM228 3V4H227ZM233 3V2H232ZM238 3V2H237ZM253 3V2H252ZM258 3V5H256L255 6V4L253 3V6H251V8L253 7V8H255L256 7V9H257V6H259L260 4H259V2H257ZM260 3H262V2H260ZM20 3V0H0V14L3 12V13H6V12H4V8H8V9H11V11L9 10L8 12H7V14L9 13L10 14V12H13V10H14V14L15 13H22L23 12V15H21L22 16V20H23V18L25 17L24 15H25V13H24V11H23V9L22 8H20V7H23L22 5H25L26 4V2H24V4H21ZM41 4L39 5V6H41ZM64 4V3H63ZM171 4V3H170ZM204 4V3H203ZM217 4H219V3H217ZM239 4V3H238ZM237 4V5H238ZM249 4V3H248ZM247 3H246V5H248ZM42 5H44V4H42ZM64 5H67V4H64ZM98 5V4H97ZM168 5V4H167ZM194 5V6H193ZM201 5V4H200ZM216 5V4H215ZM225 5V4H224ZM232 6H235V5H233V4H231ZM250 5H252V4H250ZM250 5H248L247 7H249ZM263 5V7H264V4H262ZM261 5V6H262ZM71 6V5H70ZM74 6H73V8H74ZM95 6V5H94ZM170 6H172V5H170ZM169 6V9H168V11L170 10V8H175L174 6H172V7H170ZM183 6H184V4H183ZM196 6V7H195ZM204 6V5H203ZM242 5L240 4V7H241ZM255 6V7H254ZM26 9L25 10H28L29 9V7L28 6H24ZM28 7V8H27ZM44 7H46V8H44L45 10L48 8L46 5L44 6ZM51 8H52V6H50ZM88 7V6H87ZM86 7V8H87ZM213 7V6H212ZM215 7V6H214ZM213 7V8H214ZM226 7H228V6H226ZM244 7H246L245 6V4H244ZM247 7L246 8H244L245 9V11H246V13H247V15L249 14V12H247V11H249L248 9H247ZM30 8H32V7H30ZM35 8V7H34ZM43 8V7H42ZM68 8V7H67ZM71 8V7H70ZM82 8V7H81ZM85 8V7H84ZM98 8V7H97ZM100 8V7H99ZM98 8V9H99ZM168 8V7H167ZM167 8H164V9H167ZM209 8H210V6H209ZM234 8H236V7H234ZM4 9V10H3ZM8 9H6V10H8ZM40 9H41V7H40ZM39 9V10H40ZM60 9V8H59ZM77 9V8H76ZM200 9V8H199ZM202 9V8H201ZM208 9V8H207ZM228 9V8H227ZM240 9V8H239ZM244 9H240L241 10V12H239V14H241V13H243L242 12V10H244ZM5 10V11H6ZM22 10V11H21ZM35 10H38L37 8L35 9ZM53 10H54V8H53ZM52 9H51V11H53ZM91 10V9H90ZM175 9H173L172 11H169V14H170V12H173L174 14H175V11H176ZM195 10H197V11H195ZM204 10V9H203ZM202 10V11H203ZM206 10V9H205ZM215 10V9H214ZM226 10V9H225ZM235 10V9H234ZM236 10L238 11V6H237V8H236ZM16 11V12H15ZM63 11V10H62ZM95 11H97V10H95ZM200 11V10H199ZM209 11V10H208ZM213 11V10H212ZM224 11V10H223ZM253 11V10H252ZM255 11H257V10H255ZM25 12H29V13H31L32 12V9L30 10L29 9V11H25ZM35 13H33L32 12V15L33 14H35L36 15V17L38 18V11H34ZM53 12H56L55 10L53 11ZM58 12V16H59V12L60 11H57ZM68 12V11H67ZM86 12V11H85ZM88 12H90V11H88ZM88 12H86V13H88ZM167 12V11H166ZM210 12V11H209ZM236 12V11H235ZM258 12V11H257ZM39 13H40V11H39ZM69 13V12H68ZM68 13H67V15H68ZM85 13V14H86ZM101 13V12H100ZM100 13H98V14H100ZM120 13H122V12H120ZM135 13V12H134ZM176 13V14H177ZM207 13V12H206ZM213 13V12H212ZM216 13V12H215ZM219 13V12H218ZM246 13H245V15H246ZM254 13V12H253ZM251 14V15H254V14ZM12 14V13H11ZM14 14H12L13 16H14ZM19 14H16L15 15V18H18V16L19 17H21ZM42 14V13H41ZM52 14H54V13H52ZM63 14H65L64 12H63ZM72 14V13H71ZM84 14V13H83ZM91 14H93L94 15V12H91ZM123 14V13H122ZM167 14V16H169L168 15V12L166 13ZM205 14V13H204ZM220 14V13H219ZM238 14V13H237ZM34 15V16H35ZM66 15V14H65ZM67 15H66V17H67ZM75 15V14H74ZM79 15H81V14H79ZM90 15V14H89ZM89 15H87L86 14V16H89ZM131 15V14H130ZM172 13H171V17H172ZM196 15V16H197ZM199 15H201V13L199 14ZM203 15V14H202ZM206 15V14H205ZM212 15H214V14H212ZM243 15V14H242ZM246 15V16H247ZM2 16V15H1ZM0 16V17H1ZM4 16H5V14H4ZM7 16V15H6ZM10 16V18L8 17V19L10 20V21H12L11 19H14V20H16L15 18H12V16L11 15H9ZM49 16H52V15H49ZM48 16V17H49ZM63 16V15H62ZM86 16H85V18H86ZM119 16H121V15H119ZM118 16V17H119ZM181 16V17H180ZM250 16V14L248 15V18H250L249 20L247 19V22H249V21H251V17H249ZM256 16H258V13H256ZM3 17V16H2ZM1 17V18H2ZM28 17V16H27ZM30 17V16H29ZM35 17V18H36ZM42 17V16H41ZM70 17L71 16H69V18H65L66 20H70ZM75 17H77V14H76V16ZM83 17H84V15H83ZM92 17V16H91ZM123 17H125V16H123ZM138 17H141L140 19H138L139 21H137V18ZM171 17L170 18H168V17H166V18H168V19H170V22H171ZM199 17H201V16H199ZM206 17V16H205ZM244 17V16H243ZM4 18H6V17H3V19ZM32 18V17H31ZM56 18V17H55ZM71 18H73V17H71ZM85 18H83V19H85ZM114 18V17H113ZM113 18H111V19H113ZM174 18V17H173ZM176 18V17H175ZM176 18V19H177ZM189 18H190V20L191 19H193L191 16L190 17H188L187 18V20L185 19V21H182L183 23H187L188 24V21H189ZM194 18H197V17H195L194 16ZM208 18V17H207ZM6 20L5 21V24L7 23L8 24V21L9 20ZM19 19V18H18ZM18 19H17V21H18ZM25 19L27 20V18L25 17ZM30 19V18H29ZM29 19H28V21H29ZM42 19H44V18H41V20ZM50 19H52V18H50ZM59 19V18H58ZM60 19H62V18H60ZM88 19V18H87ZM91 19V18H90ZM94 19V18H93ZM124 19V18H123ZM126 19V18H125ZM134 19V20H135ZM167 19V20H168ZM32 21H33V18L31 19ZM45 20V19H44ZM53 20H56L57 21V19H53ZM76 20V19H75ZM81 20V19H80ZM79 20V21H80ZM89 20V19H88ZM87 20V21H88ZM96 20H97V18H96ZM130 20V19H129ZM167 20H166V22H167ZM179 20H177L176 22H178ZM200 20H201V18H200ZM210 20V19H209ZM213 20V19H212ZM216 20V19H215ZM246 20V19H245ZM245 20H243V21H245ZM9 21V22H10ZM31 21V23L33 24L34 22H32ZM49 21V20H48ZM73 22H74V20H72ZM71 21V22H72ZM78 20H77V23L79 22ZM82 21V20H81ZM84 22H85V20H83ZM125 21L126 20H124V22L123 23H125ZM173 21H174V19H173ZM193 21V20H192ZM2 22V21H1ZM15 21H13V24L15 25V23H14ZM21 22V21H20ZM38 22V21H37ZM47 22V21H46ZM52 22V21H51ZM62 21H60V23H61ZM66 22V21H65ZM91 22V21H90ZM98 22V21H97ZM96 22V23H97ZM166 22L164 21V22H162V23H164V24H166ZM169 22V21H168ZM169 22V23H170ZM191 22V21H190ZM189 22V23H190ZM201 22V21H200ZM200 22L198 23V24H200ZM214 22V21H213ZM218 22V21H217ZM216 22V23H217ZM253 22V21H252ZM19 22H17L16 24H18ZM30 23V22H29ZM42 23H44V21L42 22ZM48 23V22H47ZM56 23V22H55ZM75 23V22H74ZM80 23V22H79ZM86 23V22H85ZM94 23V22H93ZM172 23V22H171ZM195 23V22H194ZM194 23H190L192 26H194ZM197 23V22H196ZM195 23V26L197 25ZM210 23V22H209ZM212 23V22H211ZM210 23V24H211ZM1 24V23H0ZM4 24V23H3ZM11 24H12V22H11ZM10 24V25H11ZM23 24V23H22ZM22 24H19V25H22ZM39 24H40V22H39ZM49 24V23H48ZM81 24H83V23H81ZM116 24V23H115ZM120 24V23H119ZM129 24H130V22H129ZM132 24V25H133ZM164 24H161L162 26H164ZM168 24V23H167ZM166 24V25H167ZM176 24V23H175ZM189 24V25H190ZM201 24H202V22H201ZM206 24V23H205ZM205 24H204V26H205ZM214 24V23H213ZM9 25V26H10ZM14 25H11L12 26V28H13V26ZM18 25V26H19ZM31 25V24H30ZM52 25V24H51ZM60 25V24H59ZM67 25V24H66ZM75 25H76V23H75ZM73 26V28L75 27L76 28V26ZM90 25V24H89ZM111 25V24H110ZM148 25V26H149ZM158 25H160V23L158 24ZM160 25V26H161ZM170 25V24H169ZM180 25H182V23L180 22L179 24H177L176 26H180ZM189 25H187V26H189ZM190 25V26H191ZM203 25V24H202ZM219 25V24H218ZM223 25V24H222ZM37 26V25H36ZM79 26H80V24H79ZM79 26H77V27H79ZM83 26L84 27H87L88 25H86L85 26V24H83ZM94 26V25H93ZM93 26H91L90 25V27H93ZM121 26V25H120ZM131 26V25H130ZM159 26V27H160ZM173 26V25H172ZM172 26H171V28H172ZM175 26V27H176ZM186 26V27H187ZM191 26V27H192ZM211 26H213V25H211ZM257 27H258V25H256ZM21 26H19L18 28H20ZM23 27H27L26 25H24ZM56 27H57V25H56ZM56 27H55V29L54 30H56ZM62 28H63V26H61ZM64 27H65V29H67L68 28V26H67V28H66V26L64 25ZM82 27V26H81ZM112 27V26H111ZM144 26H142V28H143ZM166 27V26H165ZM185 27V28H186ZM190 27V28H191ZM215 27H216V25H215ZM224 27V26H223ZM15 28V27H14ZM17 28V29H18ZM39 28V27H38ZM58 28H59V26H58ZM57 28V29H58ZM70 28H72V26L70 27ZM74 28V29H75ZM88 28V27H87ZM86 28V31H87V33L86 34H89V33H91L90 32V29L91 28H88L87 29ZM94 28H96V26L94 27ZM117 28H119V27H117ZM121 28V27H120ZM119 28V29H120ZM132 28H134V27H131L130 29L132 30ZM136 28V29H137ZM174 28V27H173ZM171 29V30H174V29ZM195 28V27H194ZM197 28V27H196ZM196 28L194 29V30H196ZM205 28V27H204ZM200 29V30H202L203 32H204V30L206 29ZM208 28V27H207ZM213 28H214V26H213ZM213 28H211V30H213ZM227 28H229V26H227L226 27V29ZM21 29V28H20ZM50 29V28H49ZM80 29V28H79ZM79 29H78V31H79ZM84 29V28H83ZM83 29L81 28V31H83ZM159 29V28H158ZM162 29V28H161ZM179 29H180V27H179ZM192 29V28H191ZM218 29V28H217ZM217 29H214V30H216V31H220L221 33H219V32H216V33H219L218 35H223L224 36V34H222V31L221 30H217ZM219 29H220V27H219ZM221 29H223V28H221ZM15 30V29H14ZM22 30H23V28H22ZM21 30V31H22ZM29 30V29H28ZM32 30H35V29H32ZM46 30V29H45ZM48 30V29H47ZM52 30V29H51ZM63 30H64V28H63ZM63 30L61 29L60 30V32L62 31L63 32ZM76 30V29H75ZM93 30V29H92ZM138 30H139V28H138ZM138 30H137V32H138ZM163 30V29H162ZM161 30V31H162ZM193 30V29H192ZM191 30V31H192ZM194 30L192 31V32H194ZM200 30H198L199 31V35L201 36V32H200ZM213 30V34H214V31ZM243 30V29H242ZM241 30V31H242ZM9 31V30H8ZM31 30H29V32H30ZM56 31H58V30H56ZM65 31V30H64ZM120 31V30H119ZM169 31V30H168ZM175 31V30H174ZM178 31V30H177ZM180 31V30H179ZM206 31H207V29H206ZM247 31V30H246ZM5 32H7V31H5ZM16 32H18V31H16ZM50 32V31H49ZM53 32V31H52ZM55 32V31H54ZM80 32V31H79ZM117 32V31H116ZM132 32V31H131ZM155 32H158V31H155ZM167 32V31H166ZM173 32V31H172ZM192 32H191V34H192ZM245 32V31H244ZM248 32V31H247ZM25 33H26V31H25ZM73 32H71V34H72ZM85 33H83L84 35H85ZM133 33H136L135 31L133 32ZM132 33V34H133ZM165 33V32H164ZM197 35H198V33L197 32H195ZM207 33H208V31H207ZM216 33L212 36V38L216 35ZM253 33V32H252ZM16 34V33H15ZM21 34V33H20ZM36 34H38L39 35V33H36ZM45 34V33H44ZM51 34H53V35H55L54 33H51ZM50 34V35H51ZM73 34H75V33H73ZM78 34V32L76 33V35ZM203 34V33H202ZM234 34V33H233ZM243 34H245V33H243ZM251 34V33H250ZM12 35V34H11ZM33 35V34H32ZM48 35V33L46 34V36ZM53 35H52V38H53ZM66 35V34H65ZM80 35H82V33L80 34ZM160 35H161V33H160ZM159 35V36H160ZM174 35V34H173ZM206 36V34H203V36ZM209 35H210V31H209ZM217 35V36H218ZM238 35H239V33H238ZM240 35H241V33H240ZM252 35V34H251ZM259 35V34H258ZM9 36H10V34H9ZM59 36V35H58ZM63 37H64V35H62ZM62 36H61V38H62ZM73 36L74 37H76L75 35H72V40L73 39H75V38H73ZM86 36V35H85ZM114 36H115V34H114ZM133 36V35H132ZM135 36H136V34H135ZM184 36V35H183ZM194 36V39H195V34H192V37ZM207 36H208V34H207ZM216 36V40L217 41H219L218 39H220L219 37H217ZM225 36H227V35H225ZM231 36V35H230ZM229 36V37H230ZM233 36V35H232ZM244 36V35H243ZM255 36H257V34H255L254 35V38H255ZM11 37V36H10ZM27 37V36H26ZM41 37V36H40ZM55 37V36H54ZM112 37V36H111ZM122 36H120L119 38H121ZM157 37V36H156ZM192 37L190 36V39H192ZM211 36H209V38H210ZM221 37V36H220ZM247 37V36H246ZM249 37V36H248ZM259 37H260V35H259ZM258 36L256 37V39L258 40V38H259ZM15 38V37H14ZM19 38V37H18ZM30 38V37H29ZM47 38V37H46ZM45 38V39H46ZM50 38V37H49ZM60 38V39H61ZM80 38V37H79ZM79 38H78V40H79ZM82 38H84V37H82ZM153 38V37H152ZM163 38V37H162ZM198 38H200V37H198ZM203 38V37H202ZM232 38V37H231ZM237 38V37H236ZM235 38V39H236ZM243 38V37H242ZM252 38H253V36H252ZM253 38V40L255 41V39ZM263 38H264V35H263ZM43 39V38H42ZM55 39V38H54ZM65 39H66V37H65ZM126 39V38H125ZM125 39H123L126 43L128 42V41H126ZM201 39V38H200ZM199 39V40H200ZM204 39V38H203ZM215 39L213 40V42H217V41H215ZM225 39V38H224ZM239 39V38H238ZM244 39H245V37H244ZM20 40V39H19ZM38 40V39H37ZM48 40H51V39H48ZM56 40H58V37L56 38ZM71 40V41H72ZM82 40V39H81ZM131 40H133V38L131 39ZM175 40H177V39H175ZM199 40H197L196 39V44H195V40L193 41V43H188V44H190V46L189 47H191V44H193V46L194 47H192V50H193V48H195V50L193 51V52H195L196 51V47L195 46H198V41ZM223 40V39H222ZM226 40V39H225ZM228 40V39H227ZM227 40H226V43H228L227 42ZM232 40V39H231ZM256 40V42L258 43V47H261V46H259L260 45V43H259V40L257 41ZM42 41V40H41ZM44 41V40H43ZM59 41H61L62 42V40H59ZM63 41H64V39H63ZM155 41V40H154ZM154 41H152V42H154ZM158 41H161V40H158ZM187 41V40H186ZM185 41V42H186ZM188 41H189V39H188ZM187 41V42H188ZM205 41V43H207V41H209L208 39H206V40H203V41H200L201 43V46H200V50L202 49H204V48H206V50L204 49L203 51H208L210 48H209V46H206V47H204L203 46V48H201L202 47V42H204ZM229 41V40H228ZM232 41H235V40H232ZM239 41H242V40H240L239 39ZM248 41V40H247ZM29 42V41H28ZM27 42V43H28ZM37 42V41H36ZM46 42H47V40H46ZM52 42H55V41H51V43ZM57 42V41H56ZM67 42V41H66ZM74 42H79V41H77V40H75ZM119 42V41H118ZM125 42H122V43H124L125 44ZM133 41H131V43H132ZM151 42V41H150ZM237 42V41H236ZM35 43V42H34ZM48 43V42H47ZM90 43V44H91ZM121 43V45H123ZM129 43V42H128ZM155 43V42H154ZM159 43V42H158ZM221 43V42H220ZM38 44V43H37ZM36 44V45H37ZM45 44V43H44ZM49 44H50V42H49ZM53 44V43H52ZM64 44H65V42H64ZM63 44V45H64ZM150 44V43H149ZM161 44V43H160ZM187 44V43H186ZM223 44V43H222ZM19 45V44H18ZM33 45V44H32ZM42 45V44H41ZM51 45V44H50ZM54 45V44H53ZM59 45V44H58ZM60 45H62L61 43H60ZM67 45V44H66ZM185 45V44H184ZM207 45H210V42H209V44H207ZM221 45V44H220ZM224 45H225V47H224ZM234 45H235V42L234 43H231V46H230V43H229V45H227V46H229L230 47V50L228 51V47L226 48V44H223V46L221 45V47L223 48V51H225L226 49V51H228L229 52V55H230V57H231V53H233V55H234V52H231L232 50H231V48H235L234 47ZM256 45V44H255ZM264 45V44H263ZM38 46V45H37ZM86 46V45H85ZM145 46V45H144ZM147 46V45H146ZM145 46V47H146ZM154 46H156V45H154ZM165 46V45H164ZM180 46V45H179ZM233 46V47H232ZM242 46H243V44H242ZM245 46H248V45H244V47ZM250 46V45H249ZM17 47V46H16ZM47 47V46H46ZM45 47V48H46ZM60 46H58V48H59ZM66 51H67V47L65 48V46H62ZM125 47H127V46H125ZM129 47L131 48V45H129ZM183 47V46H182ZM213 47V46H212ZM252 47V46H251ZM254 47V46H253ZM253 47L251 48V51H252V54L253 53H255L257 50H256V48L254 47V50H253ZM20 48V47H19ZM50 48V47H49ZM48 48V49H49ZM56 48V47H55ZM77 48V47H76ZM143 48V47H142ZM152 48V47H151ZM175 48H177V47H175ZM184 48V47H183ZM187 48V47H186ZM198 48V50H199V47H197ZM209 48V49H208ZM214 48V47H213ZM241 48H243V47H241ZM262 48V47H261ZM53 49V48H52ZM63 49V50H64ZM82 49L83 48H79V50H80V52L82 51ZM165 49H168V48H165ZM165 49H164V51H165ZM173 49V48H172ZM188 49V48H187ZM190 49V48H189ZM189 49H188V52L190 53V51H189ZM216 48H214L213 50H215ZM221 49V48H220ZM247 48H245V50H246ZM249 49V50H248ZM247 49V51H250V48H248ZM263 49H264V46H263ZM59 50V49H58ZM62 50V49H61ZM70 50V49H69ZM69 50H68V52H69ZM86 50V49H85ZM117 50V49H116ZM120 51H121V48L119 49ZM127 50V49H126ZM197 50V52H195L194 54L196 55H199L200 53L199 52H201L200 50L198 51ZM211 50H212V48H211ZM237 49H235V51H236ZM262 50V49H261ZM260 50V51H261ZM47 51V50H46ZM46 51H44V52H46ZM50 51V50H49ZM83 51H84V49H83ZM118 51V50H117ZM130 51V50H129ZM139 51V50H138ZM141 51V50H140ZM203 51H202V53L200 54V55H202L203 54ZM222 51V50H221ZM225 51V52H226ZM240 51H241V49H240ZM247 51H245V52H247ZM250 51V52H251ZM259 51V52H260ZM263 51V50H262ZM56 52V51H55ZM58 52V51H57ZM65 52V51H64ZM68 52L66 53V54H68ZM86 52H88L87 50H86ZM90 52V51H89ZM89 52H88V54H89ZM151 52V51H150ZM157 52V51H156ZM160 52V51H159ZM171 52V51H170ZM176 52V51H175ZM180 52V51H179ZM187 52V51H186ZM192 52V51H191ZM227 52V53H228ZM231 52V53H230ZM259 52H257L258 54H260ZM264 52V51H263ZM38 53V52H37ZM70 53V52H69ZM87 54V55H88ZM127 54H129V53H127ZM135 54V53H134ZM136 54H137V52H136ZM139 54V53H138ZM150 54V53H149ZM155 54V53H154ZM154 54H152V55H154ZM180 54V53H179ZM183 54V53H182ZM191 54H193V53H191ZM193 54V55H194ZM215 56H214V55ZM249 54H251V53H249ZM264 54V53H263ZM118 55V54H117ZM145 55H147V54H145ZM171 55V54H170ZM188 55V54H187ZM194 55V56H195ZM207 55H208V52H207ZM211 55V54H210ZM212 55L214 56H212V58L214 59L215 57H216V59H217V55L215 54V52H212ZM228 54H227V57L229 56ZM232 55V56H233ZM262 55V54H261ZM45 56V55H44ZM47 56V55H46ZM65 56V55H64ZM176 56V55H175ZM179 56V55H178ZM193 56V57H194ZM206 56V55H205ZM245 56V55H244ZM248 56V55H247ZM48 57V56H47ZM88 57V56H87ZM127 57V56H126ZM136 57H138V56H136ZM207 57H209V55L207 56ZM206 57V58H207ZM233 57H235V56H233ZM233 57H232V59H233ZM238 57V55H236V58ZM249 57H251V55H249ZM259 56L258 55H256V57L255 58H258ZM50 58V57H49ZM63 58V57H62ZM90 58H92L91 60H94L93 59V56H91V52H90ZM145 58H146V56H145ZM152 58V57H151ZM156 58H157V56H156ZM200 58V57H199ZM202 58V57H201ZM229 58V57H228ZM227 58V59H228ZM236 58H235V60H236ZM248 58V57H247ZM252 58V57H251ZM253 58H254V54H253ZM252 58V59H253ZM262 57L260 56V59H261ZM264 58V57H263ZM65 59V58H64ZM150 59V58H149ZM168 59V58H167ZM172 59H173V56H172ZM196 59V58H195ZM208 59V58H207ZM230 59V58H229ZM232 59H231V61H232ZM238 59V58H237ZM259 58H258V60H260ZM47 60H49L48 58H47ZM137 60V59H136ZM146 60V59H145ZM161 60V59H160ZM222 60L224 61V62H226V60L224 59V58H222ZM222 60H220V62L222 63ZM238 60H240V59H238ZM255 61H253V62H255V63H257L256 61V59H254ZM74 61H75V58H74ZM118 61V60H117ZM121 61V60H120ZM179 61V60H178ZM187 61H189V59H188V57H187ZM186 61V62H187ZM197 61V60H196ZM210 61V60H209ZM213 61H217V60H213ZM213 61H211V62H213ZM231 61H229V62H231ZM242 61V60H241ZM248 61V60H247ZM251 60H249V62H250ZM261 61V60H260ZM259 61V63L260 64H262L261 62H263L264 61V59L260 62ZM76 62V61H75ZM92 62V61H91ZM145 62V61H144ZM176 62V61H175ZM191 62V61H190ZM193 62V61H192ZM200 62V61H199ZM220 62H218V63H220ZM228 62V61H227ZM240 62V61H239ZM13 63V62H12ZM59 63H61L60 61H59ZM72 63H74V62H72ZM71 63V64H72ZM81 63V62H80ZM150 63V62H149ZM171 63V62H170ZM203 63V62H202ZM241 63H243V62H241ZM252 63V62H251ZM255 63H253V64H255ZM30 64V63H29ZM53 64V63H52ZM54 64H55V62H54ZM66 64V63H65ZM68 64V63H67ZM66 64V65H67ZM87 64L89 65L90 63L88 62H86L85 64H82L83 66L82 67H85L84 65H86L87 66ZM94 64V61H93V63L92 64H90V65H93ZM158 64V63H157ZM174 64V63H173ZM182 64V63H181ZM190 64V63H189ZM253 64H252V68L255 66V68H256V66L257 65H259L258 63L256 64V65H254L253 66ZM263 64H264V62H263ZM8 65V64H7ZM14 65V64H13ZM51 65V64H50ZM57 65V64H56ZM65 65V66H66ZM119 65H120V62H119ZM123 65V64H122ZM143 65V64H142ZM148 65V64H147ZM156 65V64H155ZM166 65V64H165ZM192 65V64H191ZM203 66H206V65H204V64H202ZM214 65V64H213ZM15 66V65H14ZM139 66V65H138ZM164 66V65H163ZM162 66V67H163ZM190 66V65H189ZM188 66V67H189ZM193 66V65H192ZM225 67H223V70L225 69L226 70V68H227V66H228V64L227 65H224ZM244 66H246V65H244ZM17 67V66H16ZM59 67V66H58ZM70 67V66H69ZM79 66H77V68H78ZM124 68H125V66H123ZM142 67V66H141ZM140 67V68H141ZM165 67V66H164ZM191 67V66H190ZM215 67V66H214ZM237 67H238V65H237ZM237 67H235L234 66V64H233V68H237ZM261 67H263L264 68V65H260L259 66V69H257V70H255V71H258V70H260V68ZM5 68V67H4ZM8 68V67H7ZM14 68V67H13ZM21 68V67H20ZM20 68H19V70H20ZM63 68H65V67H63ZM86 68V67H85ZM89 68V67H88ZM90 68L92 69V67L90 66ZM137 68V67H136ZM172 68V67H171ZM181 68V67H180ZM187 68V67H186ZM208 68V67H207ZM207 68H205V69H207ZM255 68H253L252 70H254ZM17 69V68H16ZM79 69V68H78ZM84 68H82V70H83ZM87 69V68H86ZM122 69V68H121ZM138 69V68H137ZM149 69V68H148ZM203 69V68H202ZM214 69H216V68H214ZM214 69H212L211 71H213ZM239 69V70H238ZM246 69H247V66H246ZM249 69V68H248ZM21 70H22V68H21ZM74 70H76L75 69V65H74ZM80 70V69H79ZM79 70H76V71H78L79 72ZM90 70V69H89ZM156 70V69H155ZM158 70H159V68H158ZM163 69H161V71H162ZM175 70V69H174ZM183 70V69H182ZM222 70V71H223ZM229 70V69H228ZM227 70V71H228ZM237 70L238 71H241V69H240V67H238L237 68ZM261 70H262V68H261ZM1 71V70H0ZM84 71H86V70H84ZM83 71V72H84ZM88 71V70H87ZM86 71V72H87ZM91 71H93V70H91ZM132 71V70H131ZM152 71V70H151ZM165 71H166V69H165ZM170 71V70H169ZM207 71V70H206ZM250 71V70H249ZM69 72V71H68ZM123 72V71H122ZM134 72V71H133ZM137 72V71H136ZM155 72V71H154ZM171 72V71H170ZM174 72V71H173ZM177 72V71H176ZM187 72V71H186ZM208 72H209V70H208ZM220 72V71H219ZM226 72V71H225ZM253 72V71H252ZM7 73V72H6ZM89 73V72H88ZM91 73V72H90ZM89 73V74H90ZM120 73V72H119ZM132 73V72H131ZM148 73V72H147ZM153 73V72H152ZM163 73H164V71H163ZM183 73H185V72H183ZM198 74H199V72H197ZM203 73V72H202ZM206 73V72H205ZM205 73H203L204 74V76H207V74L205 75ZM214 73V72H213ZM227 73V72H226ZM59 74H61V73H59ZM69 74V73H68ZM72 74H74V73H72ZM88 74V75H89ZM138 74V73H137ZM140 74V73H139ZM143 74V73H142ZM172 74V73H171ZM194 74V73H193ZM197 74V75H198ZM200 74H201V72H200ZM239 74H241V72H239ZM258 74V72L255 74V76ZM8 75V74H7ZM65 75V74H64ZM64 75L63 76H61V77H64ZM71 75V74H70ZM120 75H122V74H120ZM150 75V74H149ZM153 75H155V74H153ZM152 75V76H153ZM160 75V74H159ZM226 75V74H225ZM39 76V75H38ZM66 76V75H65ZM72 76V75H71ZM87 76V75H86ZM137 77H138V75H136ZM139 76H141V75H139ZM145 76V75H144ZM148 76V75H147ZM151 76V75H150ZM165 76V75H164ZM168 76V75H167ZM188 76V75H187ZM196 76V75H195ZM199 76V75H198ZM214 76V75H213ZM227 76V75H226ZM87 77H89V76H87ZM155 77V76H154ZM159 77V76H158ZM157 77V78H158ZM169 77V76H168ZM197 77V76H196ZM216 77V76H215ZM243 76L241 75V77H240V79L242 80V79H247V78H245V77H243ZM39 78V77H38ZM73 78H75V77H73ZM76 78H78V77H76ZM86 77L84 76V79H85ZM132 78H133V76H132ZM146 78V77H145ZM156 78V83H157V81H158V79ZM167 78V77H166ZM185 78V77H184ZM188 78V77H187ZM190 78V77H189ZM188 78V79H189ZM198 78V77H197ZM203 78V77H202ZM205 78H206V80H207V77H204V79L203 80H205ZM229 78H231V79H233V76H230ZM236 78V77H235ZM238 78H239V76H238ZM4 79V78H3ZM64 80H66V77H64L63 78ZM80 79V78H79ZM87 79V78H86ZM114 79V78H113ZM174 79V78H173ZM212 79V78H211ZM211 79H209V77H208V80H211ZM222 78L220 77L219 78V80H221ZM227 80H225V83L224 84H226V85H228L226 88H225V86H223V84H222V89L224 90V88L225 89H227L228 87H229V85L231 84V79H229V81H228V78H226ZM240 79H239V81H240ZM253 79H254V77H253ZM258 79V81H252V82H258V84L261 86H258L259 88H260V90L258 89L257 90V88H256V91L253 89V91L252 92H256L255 93V95H253V96H247V97H245L246 99H242V101H240V99H239V101H238V104H237V108L239 109L240 107H242V109H243V111L241 112L242 114H244V113H249V112H251L248 116H246V114L244 115V116H246V117H249V119L247 118V120H244V119H246V118H244V119H242L243 121H244V123H242V125L240 124V126H238L236 129V132H237V134H238V130H240V134H238V139L237 138H235L234 139V137H236V135L235 134H233L232 132V134H233V139H230V138H227L229 135V133H227V131H230V130H227L226 129V126H225V124H223L224 126H225V131L223 132V133H221V132H219V134L221 133V134H224L225 132H226V134H227V136H225V135H218V133H216L217 131H213V130H211V128H208L209 126H207V121H208V119H209V117H208V119H205V120H207V121H204V122H201V123H204V125H205V122H206V125H205V127H207V130H205V128H204V125L202 126V129L199 127V126H196V127H199L201 130H203V138H202V140H201V142L200 143H202L201 145H197V147H198V149H194L195 151L193 152V150L191 151V153L193 152V156H194V159L195 160H197V162H198V168H193L192 166L190 167V165H189V161L191 162V164H192V157L191 158H189V157H187L186 159H185V162H180V163H174V161H176V159L174 160V161H171V162H173V163H171V165L173 164L174 166H173V169L172 170H170V172L169 171H166V169L164 168V170L166 171H164V174H166V176L165 175H163L162 174V172H161V174L163 175V176H160V174H159V176L158 177H161L160 178V180L162 179V177H167V179H162L163 180V182L162 181H160V182H162V187L163 188H171V185L173 186V185H175V186H173V188L175 189V191H176V189H177V191H176V196H178V198H176L175 200H174V202H173V200H172V202L173 203H170V205L168 204V202L167 203H164L165 204V208H164V210L161 208V211L160 212H162V210H163V215H161L160 214V212H159V214L161 215V216H158L159 218H158V220L159 221H157V223H156V227H155V225H154V228L156 229H154V232L151 230V231H149V226H148V231L150 232H148L149 233V237H146L145 238V240H142V238H141V235H140V237H139V235H137V233H136V231L138 230L137 228H136V231L135 230H133V233L132 234H134L135 235V237L139 240V239H141L142 241H144V243H145V245H144V243L142 244L141 242H140V244H142L141 245V247L143 246L144 247V250L146 249V250H148L147 251V253L146 254H143L144 253V250H140V252L142 253V255H148V257H150V258H152L154 255H152V249H154V251L156 252V254H157V251H158V254L155 256V257H157L158 255H160L161 256V254H159V248L160 247H163L164 248V246H165V248L163 249V248H161L160 249V251H164V252H166V254H163L162 255V257H159L158 258V261H160V262H158V261H155L156 263L158 262V264H174L175 263V261H177L178 259H180V260H178L177 262H178V264H179V262H181V263H183V264H196V261L194 260L195 259V254H197L198 256H199V261H198V264H264V71L263 72H259V75H258V77L256 78V80ZM2 80V79H1ZM40 80V79H39ZM72 80H74V79H72ZM71 80V81H72ZM78 80V79H77ZM76 80V82H78ZM81 80V79H80ZM89 80H91V79H89ZM116 80H117V78H116ZM120 80V79H119ZM118 80V81H119ZM163 80V79H162ZM208 80H207V82H208ZM215 80H216V78H215ZM234 80V79H233ZM243 80V86L244 87H241V86H239L240 88H238V89H241V88H245L246 87V89H248L247 88V86H249L248 85V83L246 82L245 83V81ZM13 81V80H12ZM63 81V80H62ZM110 81V80H109ZM114 81V80H113ZM148 81H150V78H149V80ZM173 81V80H172ZM185 81V80H184ZM227 81V82H226ZM235 82H236V84H237V82H239L238 81V79H235L234 80ZM246 81H248V79L246 80ZM37 82V81H36ZM159 82V81H158ZM162 82V81H161ZM164 82H166L165 81V79H164ZM177 82V81H176ZM205 82V84H206V81H204ZM218 82V81H217ZM241 82H239L238 83V85L239 84H241ZM249 82V81H248ZM1 83V82H0ZM73 83V82H72ZM75 83V82H74ZM81 83V82H80ZM80 83H76V84H74V86H76V85H81ZM121 83V82H120ZM145 83V82H144ZM167 83V82H166ZM171 83V82H170ZM173 83V82H172ZM185 83V82H184ZM199 83H201V82H199ZM215 83H216V81H215ZM214 83V84H215ZM220 84H221V81L219 82ZM218 83V84H219ZM228 83V84H227ZM251 83V82H250ZM9 84V83H8ZM31 84H33V83H31ZM87 84V83H86ZM93 84H94V88H92L91 86H89V88L91 87L92 89H95L96 90V92L95 93H93L94 94V96H95V98H98L99 99V101H97V102H99V103H97L96 101H95V98H94V96L92 95V99H90L89 100V98H88V101L90 102H88V101H86V103L84 102V104H86L87 106H88V104L87 103H89V104H91V102L93 101V103L91 104V106H93V107H90L91 109L92 108H94L92 111H93V113L92 112H90V114L92 113V114H98L99 112V114H100V117L98 118V117H95L94 116V118H98L99 119V121H97V124H98V122H103L104 124H102V125H99V127L101 128L102 127V129L100 130V129H98V125H94V123L92 124L91 122H89L88 120L86 121V119H84L85 120V122L83 121V119H82V122H84V124L85 123H87L88 124V122H89V124H91V126H89V132L90 133H92V134H94V132L96 131V129H98V130H100V131H102L103 130V128H104V130H103V132H100L99 133V135L102 133V137L104 136V139L103 138H101L100 136H99V138H101V139H103V140H101L100 141V145L98 144V142H97V144L99 145V146H97L98 147V149H96V152L98 153V155H99V157L102 159L101 161V167H100V169H99V174H98V172H97V174H98V179H97V182L96 183H93V184H95V186H94V188L92 189V187H91V184L89 185L90 187H91V191H90V195H89V192H88V194H87V196L89 195V199L88 200H86V203H85V205H87V210L88 211H86L85 213H84V215L83 216H87V215H89V214H92V213H94L95 215L97 214V212H96V210H98V212L100 213V214H103V213H101L99 210H100V208L102 209L101 211L102 212H105L103 209H105V208H108L109 206H115V208L114 207H110L111 209L110 210H108V213H107V215H106V213H104V215H97L98 217H97V219H96V216H94L95 217V219H93V218H91L92 216H90L89 217V219L91 218V220H95L94 222H92L93 223V225L95 224H97L98 225V222H100L101 220V218H100V216H102V217H104L102 220L103 221H101L102 222V224L103 223H105L106 221V219H107V221L109 222V223H111V221L112 222H114V220H115V222H116V220H118L119 221V219H121V217L123 216V214L125 215V213H123L122 214V208H123V210L125 211V209H126V207H127V205L126 204H122V206L120 205V203H118L120 206H118V204H115L114 205V202L115 201H118V202H120L119 200L120 199H118V200H116L117 198V196L119 197V195H121L122 193H125V195L124 194H122L123 196H124V200L125 199H127L126 197H131L132 195H134V198H137V196L135 195V193H137V187H138V182H140V181H136L137 182V186H135L134 188H135V191L133 192V194L131 193V196H130V194H129V188H131V180H132V178H133V180H135L134 179V177H129L127 180H124L126 177H127V175L126 174H128V175H130V174H133L134 172L133 171H137L136 172V175H134V176H137L138 177V171L140 172L141 170H144V167H142L141 165V170H139L138 168H139V166L138 167H136L135 168V165L137 164V162L135 161V162H133V161H131V162H126V160H123V158L118 154L117 155V152H116V155L114 154V152H113V150L114 149H112V146H113V143H112V141H111V139H108V136H106L107 134L109 135V134H112V136L113 137H115V136H117V128H118V130H121V127H116L115 125L113 126V128H109V126H110V123L111 124H114V122L112 123V121H114V119L116 118L117 119V115L118 114H121V112L120 111H118L119 109H121L122 110V106H123V110H125L124 108H126V106L125 105H123V104H125V103H123L122 105H121V103H119V105H118V100H121V99H118V98H121L120 97V95L119 96H117L116 95V98H114L113 100L111 99V96L109 95V93H108V91H106L104 88H103V85L100 83V82H98L97 81V78L94 80V82H93ZM116 84H118V82L116 83ZM147 84H149V83H147ZM174 84V83H173ZM182 84V83H181ZM210 84V83H209ZM214 84H212L213 86H214ZM217 84V85H218ZM236 84H235V86H236ZM255 84V83H254ZM12 85V84H11ZM43 85V84H42ZM48 85V84H47ZM83 85V84H82ZM81 85V86H82ZM90 85H91V83H90ZM178 85V84H177ZM186 85V84H185ZM200 85V84H199ZM208 85V84H207ZM211 85V84H210ZM232 85V84H231ZM230 85V86H231ZM5 86V85H4ZM14 86V85H13ZM18 86V85H17ZM16 86V87H17ZM107 86V85H106ZM105 86V87H106ZM117 86V85H116ZM138 86H139V84H138ZM171 86H175V85H172L171 84ZM188 86V85H187ZM186 86V87H187ZM194 86H195V84H194ZM201 86V85H200ZM204 86V85H203ZM206 86V85H205ZM220 86V85H219ZM254 86V85H253ZM257 86V85H256ZM70 87V86H69ZM83 87V86H82ZM86 87V86H85ZM118 87V86H117ZM122 87L124 88V90H126V91H129V90H131L132 88H131V82L129 81V79H127V78H124V80H123V84H122ZM152 87V86H151ZM153 87H155L154 85H153ZM183 87H184V85H183ZM186 87H184L185 89H187ZM202 87V86H201ZM211 87V86H210ZM218 87V86H217ZM250 87V86H249ZM0 88H2V87H0ZM11 88V87H10ZM24 88V87H23ZM28 88V87H27ZM50 88H52L51 86H50ZM77 88H79L80 89V86H78ZM107 88V87H106ZM159 88V87H158ZM161 88V87H160ZM189 88V87H188ZM205 88V87H204ZM204 88H201L202 90L204 89ZM206 88H208V87H206ZM213 88V87H212ZM216 88V87H215ZM6 89V88H5ZM17 89V88H16ZM29 89V88H28ZM70 90H71V88H69ZM79 89H77V91L79 90ZM88 89V88H87ZM86 89V90H87ZM153 89V88H152ZM170 89H171V87H170ZM184 89V90H185ZM190 89V88H189ZM199 89H200V87H199ZM222 89H221V91H222ZM251 89V87L249 88V90ZM53 90V89H52ZM55 90V89H54ZM53 90V91H54ZM67 90V89H66ZM76 90V89H75ZM85 90V89H84ZM94 90V91H95ZM134 90V89H133ZM141 90V89H140ZM157 90V89H156ZM163 90V89H162ZM175 90V89H174ZM210 90V89H209ZM220 90V89H219ZM227 90H229V89H227ZM235 90H237V88L235 89ZM2 91V90H1ZM5 91V90H4ZM17 91V90H16ZM19 91V90H18ZM24 91V90H23ZM63 91V90H62ZM90 91H92V90H90ZM164 91V90H163ZM198 91V90H197ZM204 92H205V90H203ZM206 91H207V89H206ZM214 91V90H213ZM247 90H245L244 92H246ZM25 92V91H24ZM28 92V91H27ZM57 92H58V90H57ZM86 92V91H85ZM122 92H124V91H122ZM141 92V91H140ZM159 92V91H158ZM172 93H173V91H171ZM183 92V91H182ZM187 92V91H186ZM185 92V93H186ZM200 92V91H199ZM202 92V91H201ZM238 92V91H237ZM248 92V91H247ZM251 92V93H252ZM2 93V92H1ZM4 93H6V92H4ZM18 93V92H17ZM29 93V92H28ZM34 93V92H33ZM64 93H67V92H64ZM78 92H76V94H77ZM111 93H113V92H111ZM142 93V92H141ZM150 93V92H149ZM148 93V94H149ZM188 93V92H187ZM203 93V92H202ZM214 93V92H213ZM226 93V92H225ZM225 93H224V95H225ZM254 93H252V94H254ZM25 94V93H24ZM55 96H60L61 94H63L61 91H60V94H59V92H58V94L56 95L55 93H53ZM69 94V96H71V94L73 95V92H71V94L70 93H68ZM114 94V93H113ZM124 94V93H123ZM122 94V95H123ZM139 94V93H138ZM147 94V93H146ZM199 94V93H198ZM204 94V93H203ZM205 94H207L206 92H205ZM215 94V93H214ZM228 94V93H227ZM230 95H232V93H229ZM228 94V95H229ZM9 95H11V94H9ZM31 95V94H30ZM79 95V94H78ZM84 94H82V96H83ZM124 95H127V94H124ZM188 95V94H187ZM191 95V94H190ZM189 95V96H190ZM202 95V94H201ZM208 95H209V92H208ZM224 95H223V97L222 98H225L224 97ZM1 96V95H0ZM4 96H6V95H4ZM3 96V97H4ZM20 96V95H19ZM40 96V95H39ZM45 96V95H44ZM67 96V95H66ZM66 96H63V98L64 99H66L65 101H67V100H69V99H71L72 100V97L74 96H71V98H69L68 96V99H67V97ZM145 96H147V95H145ZM151 96V95H150ZM163 96H164V94H163ZM205 96V95H204ZM210 96H212V92H211V94H210ZM226 96V95H225ZM237 96V95H236ZM235 96V97H236ZM2 97V96H1ZM2 97V98H3ZM11 97V96H10ZM24 97V96H23ZM38 97V96H37ZM76 97H78L77 95H76ZM84 97V96H83ZM83 97H81L80 99H82L83 100ZM115 97V96H114ZM118 97V98H117ZM129 97H131V94L129 95ZM129 97H128V99H129ZM170 97V96H169ZM195 97V96H194ZM203 97V96H202ZM201 97V99L203 100V98ZM213 97L214 96H212V99H213ZM216 97V96H215ZM231 97V96H230ZM238 97V96H237ZM237 97H236V99H237ZM6 98V97H5ZM12 98V97H11ZM33 98H34V96H33ZM75 97H73V99H74ZM136 98V99H135ZM134 99L135 100H137V97H135ZM143 98H144V96H143ZM168 98V97H167ZM180 98V97H179ZM182 98V97H181ZM217 99L219 98V97H216ZM8 99V98H7ZM23 99V98H22ZM27 99V98H26ZM42 100H43V97L41 98ZM76 99V98H75ZM86 98H84V100H85ZM102 99V100H101ZM124 99V98H123ZM134 99H133V101H134ZM146 99V98H145ZM164 99V98H163ZM177 99V98H176ZM193 99V98H192ZM210 99H211V97H210ZM209 99V100H210ZM211 99V100H212ZM220 99H221V97H220ZM233 99H235L234 98V96H233ZM235 99V100H236ZM16 100V99H15ZM28 100V99H27ZM31 100V99H30ZM36 100V99H35ZM35 100H33V102L32 103H34V101ZM47 100V99H46ZM53 100L55 101L56 99H54V97H53ZM58 100V99H57ZM59 100H61V98L59 99ZM58 100V101H59ZM78 100H79V98H78ZM87 100V99H86ZM101 100V101H100ZM103 100H104V103H103ZM125 100V99H124ZM126 100H127V98H126ZM142 100V99H141ZM149 100V99H148ZM147 100V101H148ZM171 100V99H170ZM178 100V99H177ZM182 100V99H181ZM187 100V99H186ZM201 100V103H203V101ZM209 100L208 101H206V103L207 102H209ZM216 100V99H215ZM229 100V99H228ZM238 100V99H237ZM9 101V100H8ZM14 101V100H13ZM17 101V100H16ZM53 101V102H54ZM65 101H63V99L61 100V102L63 103L62 105H64L65 104ZM73 101V100H72ZM80 101V100H79ZM156 101V100H155ZM167 101V100H166ZM184 101V100H183ZM192 101V100H191ZM2 102V101H1ZM0 102V103H1ZM4 102V101H3ZM15 102V101H14ZM24 103H25V101H23ZM30 102V101H29ZM57 102V101H56ZM60 102V101H59ZM59 102H57L58 103V105H61V103L59 104ZM69 102V101H68ZM95 102H96V104H98V106L100 105V107L99 108H97L98 106L95 104ZM105 102H106V104H105ZM121 102V101H120ZM131 102V101H130ZM173 102V101H172ZM172 102H170V103H172ZM185 102V101H184ZM197 102V101H196ZM200 102V101H199ZM199 102L197 103L198 105H199ZM205 102V101H204ZM212 102H214V101H212ZM7 103V102H6ZM16 103V102H15ZM47 103V102H46ZM55 103V102H54ZM73 103H75V101L74 102H72L71 104H70V106H71V111L72 110H74L73 109V107L72 106H74L73 105ZM132 103V102H131ZM131 103H129V104H131ZM134 103V102H133ZM140 103H142V102H140L139 101V105H140ZM155 103V102H154ZM159 103V102H158ZM162 103V102H161ZM177 103H179V102H177ZM176 103V104H177ZM186 103V102H185ZM206 103H204V104H206ZM224 103V102H223ZM26 104H27V102H26ZM43 104V103H42ZM49 104V103H48ZM103 104H105L104 106H102ZM165 104V103H164ZM203 104V105H204ZM209 104V103H208ZM215 104V102L213 103V105ZM2 105H3V103H2ZM35 105V104H34ZM33 105V106H34ZM55 105L56 106H58L56 103H55ZM54 105V106H55ZM62 105H61V107H62ZM76 105V104H75ZM78 105V104H77ZM83 105V104H82ZM149 105V104H148ZM177 105H179V104H177ZM202 105V104H201ZM210 105H212V104H210ZM224 105V104H223ZM226 105H228V101H227V104ZM256 107H255V106ZM32 106V107H33ZM42 106V105H41ZM48 106V105H47ZM55 106V108H53V110L51 111L50 110V112L49 111H47V112H44V114L46 113V114H51V112H56V115L57 116H61L59 113L61 112V110L59 109L60 108V106H58V109L60 110V112H58L57 110H56V107ZM79 106V105H78ZM77 106V107H78ZM102 106V107H101ZM118 106H120V107H118ZM129 106V108H130V105H128ZM135 106H136V104H135ZM152 106V105H151ZM159 106V105H158ZM185 106V105H184ZM216 106L217 105H215V108H216ZM246 106V107H245ZM258 106V107H257ZM2 107V106H1ZM31 107V106H30ZM67 107H69V103H68V106ZM67 107H65L66 108V110H67V112H68V109L69 108H67ZM84 107V106H83ZM104 107V108H103ZM106 107V108H105ZM117 107H118V110L116 111V109H117ZM139 106H137V108H138ZM140 107H142V110H144L145 108H146V110H148L149 112H150V110L149 109H147V106L146 105H144V103L143 104H141V106ZM148 107H150V106H148ZM188 107V106H187ZM218 107V106H217ZM229 108L231 107V106H228ZM227 106H225V108H227V109H229ZM244 107V108H243ZM252 107H255L256 109L257 108H261V112H260V110L259 109H257L258 110V112H257V110L256 109H254V111L256 110V113L253 111V110H250V108L251 109H253ZM24 108H26V107H24ZM29 108V107H28ZM34 108V107H33ZM128 108V109H129ZM161 108V107H160ZM189 108V107H188ZM191 108V107H190ZM232 108V107H231ZM230 108V109H231ZM234 108H236V107H234ZM234 108H232L231 109V111L230 112H232V110H234ZM7 109H10L9 107L7 108ZM42 108H40V114H41V112H42V110L44 109V107H43V109L41 110ZM45 109H48L47 107L45 108ZM51 109H52V107H51ZM98 109H99V111H98ZM127 109V108H126ZM163 109V108H162ZM180 109V108H179ZM229 109V110H230ZM238 109H235V110H237V112H235V113H239L238 112ZM246 109V110H245ZM4 110V109H3ZM39 110V109H38ZM56 110V111H55ZM64 110V109H63ZM66 110H65V112L64 113H61V114H65L66 113ZM123 110H122V114H124V112H123ZM134 110L136 111V109L134 108ZM145 110V111H146ZM155 111H156V109H154ZM164 110V109H163ZM181 110V109H180ZM0 111H1V109H0ZM5 111V110H4ZM70 111V110H69ZM79 111V110H78ZM116 111V112H115ZM129 111V110H128ZM130 111H132V109H130ZM169 111V110H168ZM199 111V110H198ZM222 111H223V108H222ZM228 110H226L225 112H227ZM245 111V112H244ZM248 111V112H247ZM253 111V112H252ZM12 112V111H11ZM17 112V111H16ZM31 112H32V110H31ZM35 112H37V110L35 111ZM74 112V111H73ZM113 112H115V113H113ZM133 112V111H132ZM141 112V111H140ZM191 112H192V110H191ZM224 112V113H225ZM229 112V111H228ZM1 113V112H0ZM3 114H5L6 112H2ZM1 113V114H2ZM58 113V114H57ZM126 113H128V112H126ZM135 113V112H134ZM180 113V112H179ZM233 113V112H232ZM241 113H239L240 114V116L242 117L243 115L241 114ZM255 113V114H254ZM2 114V115H3ZM14 114H16V113H14ZM37 114L39 115V112H37ZM53 115H50L49 116V119L50 118H52V116H54L55 115V113H52ZM70 114V113H69ZM72 114V113H71ZM129 114H132V113H129ZM140 114V113H139ZM138 114V115H139ZM154 114H156V113H154ZM159 114V113H158ZM165 116H166V114L165 113H163ZM171 114V113H170ZM187 114V113H186ZM201 114V113H200ZM223 114V113H222ZM222 114H220V115H222ZM227 114H229V113H227ZM239 114H237V115H239ZM6 115H8L9 116V114H6ZM6 115H5V118H6ZM19 115V114H18ZM34 115H36V114H34ZM43 115V114H42ZM72 115H75L74 113L72 114ZM72 115H71V117H72ZM79 115H81V113L79 114ZM79 115L77 114V117L75 118L74 117V119H78L79 118ZM125 115V114H124ZM128 115V114H127ZM180 115H181V113H180ZM205 115V114H204ZM226 115V114H225ZM252 115V116H251ZM32 116V115H31ZM44 116V115H43ZM64 116V115H63ZM67 116H68V118H70L69 117V115L67 114ZM76 116V115H75ZM92 116V115H91ZM99 116V115H98ZM133 116H134V114H133ZM171 116V115H170ZM173 116V115H172ZM176 116V115H175ZM187 115H185L184 117H186ZM190 116H192V115H190ZM193 116H197V115H193ZM223 116H224V114H223ZM230 116V115H229ZM232 116L233 115H231V118H232ZM240 116L238 117V118H240ZM0 117H2V116H0ZM4 117V116H3ZM11 117V116H10ZM42 117V116H41ZM41 117L39 118V119H41ZM46 117H48V115H46ZM81 117V116H80ZM86 117V116H85ZM121 117H123L122 115H121ZM127 117V116H126ZM148 117H149V115H148ZM198 117H199V115H198ZM218 117V116H217ZM223 118L222 116H219V118ZM234 117V116H233ZM60 118V117H59ZM64 118V117H63ZM67 118V117H66ZM104 118V120L105 121H102L101 119H103ZM127 118H129V116L127 117ZM142 118V117H141ZM162 118H163V116H162ZM197 118V117H196ZM195 118V119H196ZM205 118V117H204ZM212 118V117H211ZM220 118V119H221ZM224 118H226V117H224ZM223 118V119H224ZM230 118V117H229ZM36 119L37 120H39L38 118H37V116H36ZM44 119V118H43ZM42 119V120H43ZM46 119V118H45ZM48 118H47V120H49ZM119 119V118H118ZM138 119V118H137ZM145 119H146V117H145ZM151 119V118H150ZM160 119H161V117H160ZM178 119H179V117H178ZM180 119H181V117H180ZM185 119V118H184ZM188 119V118H187ZM199 119V118H198ZM218 119V118H217ZM222 119V120H223ZM7 120V119H6ZM30 120H31V118H30ZM47 120H46V123H48L47 122ZM58 119L56 118V116H54L53 117V119H52V124L50 123V124H48V125H51L52 126V131L54 130L55 132H57V135L59 134L58 133V130L57 129H59V125L57 124V122H60L59 120L57 121ZM75 120V121H76ZM92 120H94V119H92ZM124 120H126L125 119V117H124ZM142 120V119H141ZM182 120V119H181ZM215 120V119H214ZM17 121H19V120H17ZM45 121V120H44ZM51 121V120H50ZM49 121V122H50ZM65 121V120H64ZM81 121V120H80ZM116 121H118V120H115V122ZM120 121H122V120H119L118 122H116V124H119V123H121ZM162 121V120H161ZM166 121V120H165ZM172 121V120H171ZM182 121H184V120H182ZM191 121V119H189V121L188 122H190ZM229 121H230V123H231V120L229 119ZM6 122V121H5ZM8 122H9V119H8ZM16 122V121H15ZM42 122V121H41ZM93 122H95V124H96V120H94ZM129 122V121H128ZM168 122V121H167ZM197 122V121H196ZM211 122H214V121H211ZM226 122V121H225ZM224 122V123H225ZM246 122V123H245ZM2 123H3V121H2ZM7 123V122H6ZM65 122H63V123H60V124H64ZM125 123H127V122H125ZM151 123V122H150ZM181 123V122H180ZM183 123V122H182ZM195 122H192V124H190L191 126L194 124ZM222 123V122H221ZM234 121H232V123L230 124L231 126H233L234 124ZM36 124V123H35ZM37 124H38V122H37ZM67 124H69V119H68V122H67ZM74 124H77V121H76V123H74ZM87 124H85V125H87ZM154 124V123H153ZM162 124V123H161ZM199 124V123H198ZM212 124V123H211ZM214 127L216 126V121L214 122ZM229 124V123H228ZM233 124V125H232ZM247 124V125H246ZM2 125V124H1ZM0 125V126H1ZM73 125V124H72ZM104 125V126H103ZM166 125V124H165ZM183 125H185V124H183ZM218 125V124H217ZM222 125V124H221ZM220 125V126H221ZM227 125V124H226ZM229 125V127H231ZM36 126V125H35ZM46 126V125H45ZM65 126H67V125H65ZM65 126H63V127H65ZM126 126V125H125ZM169 126V125H168ZM181 126V125H180ZM228 126V125H227ZM235 126V125H234ZM242 126V127H241ZM12 127H13V125H12ZM63 127L61 128V130L63 129ZM67 127H69V126H67ZM67 127H65V128H67ZM78 127H80L79 126V123H78ZM110 127H112V126H110ZM124 127V126H123ZM146 127H148V126H146ZM179 127V126H178ZM193 127V126H192ZM195 127V126H194ZM241 127V129H239ZM244 127V128H243ZM49 128V127H48ZM71 128V127H70ZM114 128H116V130L114 131ZM125 128V127H124ZM163 128V127H162ZM182 128H183V126H182ZM185 128V127H184ZM189 128V127H188ZM219 129H222V128H220V127H218ZM234 128V127H233ZM233 128H232V131H233ZM1 129V128H0ZM14 129H15V127H14ZM45 129V128H44ZM69 129V128H68ZM67 129V130H68ZM77 129H79V128H77ZM109 129H112V131H114L113 133H111L112 131L111 130H109ZM123 129V128H122ZM168 129V128H167ZM210 129V130H209ZM215 129V128H214ZM230 129V128H229ZM2 130V129H1ZM5 130H6V127H5ZM35 130V129H34ZM49 130H51V128H49ZM49 130H47L48 132H50ZM67 130H66V132H67ZM124 130V129H123ZM122 130V131H123ZM127 130V129H126ZM129 130V129H128ZM127 130V131H128ZM190 130V129H189ZM197 130V129H196ZM223 130V129H222ZM242 130V131H241ZM4 131V129L2 130V132ZM51 131V132H52ZM63 131H64V129H63ZM70 131V130H69ZM67 132L68 134H70V132ZM82 132V129L80 128V130H78L77 131V133L78 132ZM121 131V132H122ZM131 131V130H130ZM129 131V132H130ZM186 131V130H185ZM193 131H194V129H193ZM55 132H53L54 134H55ZM79 132V133H80ZM187 132V131H186ZM195 132V131H194ZM234 133H236L235 131H233ZM4 133V132H3ZM3 133H1V134H3ZM67 133H65V134H67ZM76 133V134H77ZM120 133V132H119ZM5 134V133H4ZM3 134V135H4ZM7 134V133H6ZM17 134V133H16ZM53 134V135H54ZM72 134V133H71ZM75 134V135H76ZM81 134V133H80ZM83 134V136H84V133H82ZM81 134V135H82ZM86 134V133H85ZM96 134V133H95ZM151 134H153V133H151ZM160 134V133H159ZM183 134H184V132H183ZM186 134H188V133H186ZM18 135H20V134H18ZM56 135V134H55ZM56 135V136H57ZM72 135H74V132H73V134ZM74 135V136H75ZM118 135H121V134H118ZM146 135V134H145ZM166 135V134H165ZM176 135V134H175ZM198 135V134H197ZM22 136V135H21ZM60 136V135H59ZM76 136H80L79 134L78 135H76ZM83 136H81V137H83ZM106 136V137H105ZM110 136L111 135H109V138H110ZM125 136V135H124ZM141 136H142V134H141ZM156 136V135H155ZM231 137H232V135H230ZM229 136V137H230ZM1 137V136H0ZM5 137V136H4ZM73 136H71V138H72ZM80 137V138H81ZM93 137H94V135H93ZM129 137H131V136H129ZM144 137V136H143ZM151 137H154V136H151ZM185 137H187V135L185 136ZM189 137V136H188ZM188 137H187V139H188ZM16 138V137H15ZM22 138V137H21ZM42 138V137H41ZM52 138V137H51ZM54 138V137H53ZM62 138V137H61ZM76 137H74L73 139H75ZM78 138V137H77ZM91 138V137H90ZM118 138V137H117ZM184 138V137H183ZM195 138V137H194ZM0 139H2V137L0 138ZM4 139H6L7 140V138L5 137ZM10 139H12V138H8V140L7 141H10ZM66 139H68V137L66 138ZM66 139H64V140H66ZM79 139V138H78ZM82 139V138H81ZM80 139V140H81ZM86 139H88V138H86ZM91 139H93V138H91ZM96 139V138H95ZM123 139V138H122ZM143 139V138H142ZM159 139V138H158ZM15 140V139H14ZM71 140V139H70ZM89 140V139H88ZM98 140H100V139H98ZM109 140V141H108ZM112 140H114V138L112 139ZM124 140V139H123ZM176 140V139H175ZM191 140H193V139H191ZM253 140H256L255 141V145L253 146V147H251V144L254 142ZM7 141H6V143H7ZM69 141V140H68ZM68 141H66V142H68ZM116 141V140H115ZM124 141H126V139L124 140ZM184 141V140H183ZM196 141V140H195ZM258 141V142H257ZM5 142V141H4ZM10 142H14V141H10ZM16 142H19V141H16ZM16 142H14V143H16ZM41 143H44V141H40ZM73 142V141H72ZM121 142V141H120ZM148 142V141H147ZM159 142V141H158ZM174 142V141H173ZM191 142V141H190ZM189 141H188V143H190ZM252 142V143H251ZM256 142L258 143V144H256ZM9 143V142H8ZM14 143H12V144H14ZM24 143V142H23ZM22 143V144H23ZM56 143V142H55ZM93 143V142H92ZM149 143H150V141H149ZM251 143V144H250ZM72 144V146H73V143H71ZM75 144V143H74ZM80 144V143H79ZM121 144V143H120ZM148 144V143H147ZM152 144V143H151ZM167 144V143H166ZM254 144V143H253ZM17 145V144H16ZM44 145V144H43ZM77 145H78V143H77ZM117 145V144H116ZM127 145V144H126ZM154 145H156V144H154ZM174 145H176L175 143H174ZM181 145V144H180ZM246 145H248V146H250L249 147V151H247L246 152V149L244 150V148H246ZM258 147H257V146ZM11 146V145H10ZM82 146V145H81ZM81 146L79 147V149L81 148ZM143 146V145H142ZM150 146V145H149ZM179 146V145H178ZM247 146V147H248ZM13 146H11V148H12ZM19 147L21 148V146L19 145ZM24 147H27L26 145H24ZM78 147V146H77ZM82 147H84V146H82ZM94 147H95V145H94ZM97 147H95V148H97ZM169 147V146H168ZM188 147V146H187ZM10 148V147H9ZM23 148V147H22ZM71 148V147H70ZM75 148V147H74ZM73 148V149H74ZM93 148V147H92ZM115 148H116V146H115ZM152 151H154V148L152 147H149ZM148 148V150H150ZM160 148V147H159ZM163 148V147H162ZM250 148L252 149L253 148V151L252 150H250ZM4 149V148H3ZM25 149H28V147L27 148H25ZM69 149V148H68ZM83 148H81V150H82ZM121 149V148H120ZM126 149V148H125ZM158 149V148H157ZM181 149V148H180ZM191 149V148H190ZM256 149L259 151H257V154L255 153L254 154V152L256 151ZM10 150V149H9ZM76 150V149H75ZM80 150V151H81ZM95 150V149H94ZM94 150H93V156H97V153L96 152H94ZM149 151V152H152V151ZM162 150H164V149H162ZM166 150V149H165ZM5 151V150H4ZM12 151V150H11ZM70 151V150H69ZM77 151V153H78V149L76 150ZM118 151V150H117ZM123 151V150H122ZM142 151V150H141ZM181 151V150H180ZM245 151V152H244ZM8 152V151H7ZM71 152V151H70ZM82 152V151H81ZM81 152L80 153H78V154H80L81 155ZM148 152V151H147ZM147 153V154H150V153ZM156 152V151H155ZM168 152V151H167ZM175 152V151H174ZM253 152V153H252ZM5 153V152H4ZM3 153V154H4ZM9 153V152H8ZM67 153H68V151H67ZM72 153V152H71ZM84 154H86L85 152H83ZM118 153H119V151H118ZM122 153V152H121ZM145 153V152H144ZM173 153V152H172ZM180 153V152H179ZM13 154H15L14 152H13ZM16 154H17V152H16ZM15 154V155H16ZM68 154H70V153H68ZM67 154V155H68ZM73 154H74V152H73ZM73 154H71V156L73 155ZM84 154H82L81 155V157H83L84 156ZM151 154H153V153H151ZM0 155H1V153H0ZM7 156H8V154H6ZM5 155V156H6ZM44 156H45V154H43ZM43 155H42V157L41 158H43ZM80 155H79V158H80ZM89 155H90V153H89ZM92 155H91V157H92ZM146 155V154H145ZM157 155H158V152H157ZM168 155H169V153H168ZM175 155V154H174ZM192 155V154H191ZM252 155H256L255 157L254 156H252ZM19 156V155H18ZM21 156H23V155H21ZM152 155H149V157L150 158H152L153 159V156H155V154H153V156L151 157ZM160 156V155H159ZM187 156V155H186ZM253 158V159H251V157ZM1 158H3L2 157V155L0 156ZM33 157V155H31L30 156V158H32ZM35 157V156H34ZM136 157V156H135ZM145 157V156H144ZM143 157V158H144ZM146 157H148L147 155H146ZM146 157H145V159H146ZM156 157V156H155ZM249 157V158H248ZM6 158V157H5ZM137 158H139V159H142L141 157H136V160H137ZM172 158V157H171ZM184 158H185V156H184ZM256 158V159H255ZM7 159V158H6ZM40 159V158H39ZM88 159H89V157H88ZM88 159H86L87 161H90V160H88ZM97 159H98V157H97ZM148 159V158H147ZM146 159V160H147ZM179 159V158H178ZM190 159V160H189ZM1 160V159H0ZM8 160V159H7ZM32 160H34L33 158H32ZM82 160H83V158H82ZM85 160V161H86ZM100 160V159H99ZM148 160H150L151 161V159H148ZM147 160V161H148ZM181 160V159H180ZM179 160V161H180ZM251 160L254 162H251ZM255 160H257V161H255ZM46 161V160H45ZM74 161V160H73ZM75 161H76V159H75ZM74 161V162H75ZM78 161H80V160H78ZM86 161V162H87ZM92 161V160H91ZM153 161V160H152ZM155 161V160H154ZM247 161V162H246ZM5 162H7V161H5ZM15 162V161H14ZM33 162V161H32ZM39 162V161H38ZM40 162H41V159H40ZM81 162V161H80ZM85 162V163H86ZM140 162V164L142 163L143 165H145L146 164V162H145V160H144V162L143 161H139ZM167 162H169V161H167ZM178 162V161H177ZM250 162L252 163L251 164V166H249V164H250ZM0 163H1V161H0ZM12 163V162H11ZM10 163V164H11ZM42 163H44V161L42 162ZM88 163V162H87ZM90 163V162H89ZM92 163V162H91ZM147 163H150V162H147ZM170 163V162H169ZM169 163H167L168 165H170ZM206 164L205 165V167L202 165V166H199V164ZM248 163V164H247ZM2 164V163H1ZM0 164V167H2V165ZM23 164H25L24 162H23ZM45 164V163H44ZM75 164V163H74ZM100 164V163H99ZM139 164V163H138ZM151 164H152V162H151ZM150 164V165H151ZM164 164V163H163ZM167 164H165V165H167ZM184 165L183 167H181L180 165ZM245 164H247L248 166V168L245 166ZM30 165V164H29ZM41 165V164H40ZM50 165V164H49ZM48 165V166H49ZM54 165V164H53ZM71 165V167H72V164H70ZM85 165V164H84ZM84 165H82V166H84ZM109 165H111L110 167H109ZM156 165V164H155ZM193 165V164H192ZM257 165V166H256ZM4 166V165H3ZM25 166V165H24ZM32 166V165H31ZM42 166V165H41ZM40 166V167H41ZM45 166V165H44ZM81 166V167H82ZM89 166H90V164H89ZM107 166L110 168H108V169H106L107 168ZM154 166V165H153ZM243 166H245V167H243ZM19 167V166H18ZM29 167V166H28ZM34 167H36V166H34ZM75 167H76V165H75ZM74 167V168H75ZM78 167V166H77ZM81 167H80V169H81ZM86 167V166H85ZM88 167V166H87ZM145 167H146V165H145ZM156 167V166H155ZM205 169H204V168ZM252 168V170H251V168ZM3 168H5V167H3ZM3 168H1V169H3ZM9 168V167H8ZM30 168V167H29ZM45 168V167H44ZM79 168V167H78ZM78 168H77V170H78ZM94 168V167H93ZM146 168H149V167H146ZM193 168V169H192ZM243 168H246L245 170L243 169ZM17 169V168H16ZM24 169V168H23ZM31 169H32V167H31ZM43 169V168H42ZM46 169V168H45ZM44 169V170H45ZM73 169V168H72ZM83 169H85L84 167H83ZM82 169V170H83ZM95 169V168H94ZM106 169V170H105ZM162 169V168H161ZM12 170V169H11ZM70 170H71V168H70ZM75 170H76V168H75ZM89 170H91V169H89ZM17 171V170H16ZM25 171V170H24ZM29 171V170H28ZM31 171V170H30ZM62 171H63V169H62ZM72 171V170H71ZM94 171V170H93ZM162 171V170H161ZM217 171L219 172V173H217ZM220 171H222V172H220ZM223 171H224V175H226V177H225V179L226 178H229L228 180H230L229 182H228V180L227 181H225V179H224V177H222L221 175L218 177L217 176V178H219V179H221L222 180V178L224 179V181H225V185H227L228 183H230V185L228 184L227 185V187H223V184H222V187L224 188L223 189V191H222V189H220V191H222L221 192V194L219 193L218 194V189H217V186H216V182L218 181L217 180V178H216V176L215 175H219V174H222L223 175ZM242 171H243V173H242ZM256 171V172H255ZM2 172V171H1ZM33 172V171H32ZM39 172H41V171H39ZM65 172V171H64ZM70 172V171H69ZM73 172H74V170H73ZM83 172V171H82ZM81 172V173H82ZM91 172V171H90ZM101 172V173H100ZM105 172V173H104ZM156 173H157V171H155ZM168 172V173H167ZM29 173V172H28ZM42 173V172H41ZM76 174L78 173L77 171L75 172ZM80 173V174H81ZM86 174H87V172H85ZM89 173V172H88ZM102 173H103V175H102ZM216 173V174H215ZM30 174V173H29ZM43 174V173H42ZM64 174V173H63ZM74 174V173H73ZM84 174V173H83ZM85 174V175H86ZM90 174V173H89ZM92 174V176L90 177V179H92V177H94L93 175H97L96 174V171H95V174H93V173H91ZM90 174V175H91ZM101 174V175H100ZM125 174V175H124ZM153 174V173H152ZM168 174V175H167ZM21 175V174H20ZM41 175V174H40ZM44 175V174H43ZM69 175H72L71 173L69 174ZM75 175V174H74ZM78 175V174H77ZM100 175V176H99ZM124 175V176H123ZM141 175H142V173H141ZM151 175V174H150ZM169 175H174L173 176V178H169L168 176ZM223 175V176H224ZM37 176V175H36ZM45 176V175H44ZM63 176V175H62ZM66 176V175H65ZM64 176V177H65ZM68 176V175H67ZM86 176H89L88 174L86 175ZM120 176H123V178H121ZM126 176V177H125ZM20 177V176H19ZM69 177V176H68ZM84 177V176H83ZM125 177V178H124ZM157 177V178H158ZM21 178V177H20ZM29 178V177H28ZM38 178V177H37ZM43 178V177H42ZM96 178V177H95ZM16 179H17V177H16ZM22 179H25V178H22ZM65 179V178H64ZM82 179V178H81ZM88 179H89V177H88ZM89 179V183L91 182H93V181H91ZM136 179H138V178H136ZM155 179V178H154ZM65 180H67V178L65 179ZM68 180H69V178H68ZM77 180V179H76ZM75 180V181H76ZM78 180H80L79 179V177H78ZM125 182H124V181ZM132 180V181H133ZM142 180V179H141ZM144 180V179H143ZM153 180V179H152ZM21 181V180H20ZM27 181V180H26ZM42 181V180H41ZM43 181H44V179H43ZM74 181V182H75ZM85 181V180H84ZM154 182H155V180H153ZM157 181V180H156ZM193 181V185L194 186H196L197 187V189H193V188H191V189H193L192 191H189V192H186L185 191V189L187 188V184H191V182ZM22 182V181H21ZM21 182H19V180H18V183H19V185L17 186L16 185V187L15 188H10V189H15V191H12V195H13V193L15 192H17V187H19V189H20V187L22 186V184H21ZM44 182H46V179H45V181ZM43 182V183H44ZM49 182V178H48V181H47V183ZM74 182H72V183H74ZM77 182V181H76ZM75 182V184L74 185H76L77 183ZM80 182H82V180L80 181ZM80 182H79V184H80ZM95 182V181H94ZM134 182V181H133ZM136 182H134V183H136ZM143 182V181H142ZM142 182H140V183H142ZM145 182V181H144ZM148 182H149V180H148ZM151 182V181H150ZM160 182H158V183H160ZM219 182H221L220 180H219ZM17 183V184H18ZM84 183V182H83ZM147 183V182H146ZM166 183V184H165ZM223 183V182H222ZM2 184V183H1ZM4 185H5V183H3ZM86 184H87V182H86ZM217 184H218V182H217ZM219 184H221V183H219ZM218 184V185H219ZM21 185V186H20ZM82 185V184H81ZM84 185V184H83ZM88 185H85V187H88ZM140 185V184H139ZM2 186V185H1ZM25 186V185H24ZM53 186V185H52ZM78 186V185H77ZM129 186V187H128ZM153 185L151 184V187H152ZM159 186H160V184H159ZM158 186V187H159ZM9 187H10V184H9ZM44 187H45V185H44ZM47 187V186H46ZM143 187V186H142ZM141 187V185H140V187L139 188H142ZM149 187V186H148ZM150 187V188H151ZM155 187V186H154ZM190 187V186H189ZM218 187H220V186H218ZM221 187V188H222ZM79 188V187H78ZM132 188H133V186H132ZM149 188V189H150ZM156 188V187H155ZM166 188V189H167ZM5 189H8V188H6L5 187ZM5 189H4V191H5ZM89 189V188H88ZM216 189H217V191H216ZM200 191V197H198L197 198V196H196V192L197 191ZM4 191H3V193H4ZM130 191H131V189H130ZM139 191H141V189H139ZM138 191V192H139ZM216 191V192H215ZM219 191V192H220ZM6 192V191H5ZM20 192H21V189H20ZM128 192V193H127ZM132 192V191H131ZM146 192H148V191H146ZM157 192H160V191H157ZM174 192V191H173ZM172 192V193H173ZM8 193V192H7ZM14 193V194H15ZM23 193V192H22ZM21 193V194H22ZM42 193V192H41ZM71 193V192H70ZM69 193V194H70ZM102 193H104L103 194V196H101V197H99V195H102ZM107 193H109V194H116V195H114V196H106V194ZM127 193V194H126ZM143 193V192H142ZM175 193V192H174ZM9 194V193H8ZM20 194V193H19ZM32 194V193H31ZM66 194V193H65ZM74 194V193H73ZM79 194V193H78ZM94 196H93V195ZM129 194V195H128ZM138 194V193H137ZM146 195L148 194V193H145ZM155 194V193H154ZM164 194V193H163ZM5 195V194H4ZM18 195V194H17ZM24 195V194H23ZM80 195V194H79ZM85 195H86V193H85ZM141 195V194H140ZM151 195V194H150ZM6 196V195H5ZM9 196H10V194H9ZM31 196V195H30ZM81 196V195H80ZM80 196H79V198H80ZM86 196V198H88ZM104 196H106V197H104ZM126 196V197H125ZM139 196V195H138ZM157 196V195H156ZM160 196H162V195H160ZM173 197H174V194L172 195ZM11 197V196H10ZM17 197V196H16ZM21 197V196H20ZM46 197H47V195H46ZM58 197H60V195L58 196ZM63 197V196H62ZM70 197V196H69ZM72 197V196H71ZM75 197L77 198L78 196L77 195H75ZM83 197V196H82ZM91 197V198H90ZM102 197H104L105 199L106 198H108L107 200H109L108 202H107V200H106V204H107V206H108V204H109V206L107 207H105V206H103V205H98V203H100L101 201V199H99V198H102ZM121 197V196H120ZM133 197V196H132ZM131 197V198H132ZM7 198V197H6ZM9 198V197H8ZM12 198V197H11ZM94 198V199H93ZM103 198V199H104ZM116 198V199H115ZM122 198V197H121ZM144 198V197H143ZM10 199V198H9ZM38 199V198H37ZM69 200H70V198H68ZM64 200L65 202L66 201H68V204H69V200ZM74 198H72V200H73ZM102 199V200H103ZM152 199V198H151ZM161 199V198H160ZM167 199V198H166ZM208 199H210V201L214 204V206H218V208H219V210H218V215L220 214V210H225L228 214V218H229V220H227V222H225L224 224L222 223V220H220V222H218V223H216V222H211L210 221V217L212 216L211 215V213H213V212H211L210 211V209L209 210H207L208 209V204L210 205H212V203H210L209 202V200ZM18 200V199H17ZM16 200V201H17ZM75 200V199H74ZM77 200V199H76ZM84 200V198H82V201ZM122 200H123V198H122ZM128 200V199H127ZM129 200H130V198H129ZM133 200H135V199H133ZM132 200V201H133ZM139 199L137 198V201H138ZM159 200V199H158ZM7 201H9V200H7ZM52 201V200H51ZM50 201V202H51ZM62 201V200H61ZM78 201V200H77ZM81 201V200H80ZM104 201V200H103ZM136 201V200H135ZM164 201V200H163ZM29 202V201H28ZM53 203H54V201H52ZM59 202V201H58ZM65 202H64V204H65ZM85 202V201H84ZM140 202V201H139ZM158 202V201H157ZM162 202V201H161ZM209 202V203H208ZM83 203V202H82ZM103 203V202H102ZM101 203V204H102ZM141 203V202H140ZM208 203V204H207ZM1 204V203H0ZM39 204V203H38ZM42 204V203H41ZM48 204V203H47ZM51 204V203H50ZM61 204V203H60ZM64 204L62 203L61 204V206L63 205L64 206ZM71 204V206H72V202L70 203ZM70 204H69V206H70ZM105 204V205H106ZM132 204V203H131ZM135 204V203H134ZM161 204V203H160ZM159 204V205H160ZM206 204H207V207H206ZM6 204L4 203V206H5ZM21 205V204H20ZM28 205V204H27ZM59 205V204H58ZM58 205H56V206H58ZM84 204H83V206H85ZM126 205V206H125ZM135 205H137V204H135ZM146 205V204H145ZM148 205V204H147ZM12 206V205H11ZM14 206V205H13ZM25 206H26V204H25ZM31 206V205H30ZM52 206V205H51ZM54 206V205H53ZM65 206H66V204H65ZM70 206V207H71ZM79 206H81V207H83L82 206V204H79L78 205V209H79ZM103 206V207H102ZM119 208H118V207ZM123 206H125V207H123ZM213 206V205H212ZM212 206H210V207H212ZM213 206V207H214ZM226 206V207H225ZM47 207V206H46ZM50 207V206H49ZM88 207H90V208H88ZM105 207V208H104ZM122 207V208H121ZM137 207V206H136ZM139 207V206H138ZM148 207V206H147ZM223 209H222V208ZM8 208V207H7ZM17 208V207H16ZM40 208V207H39ZM59 208V207H58ZM142 208V207H141ZM152 208V207H151ZM150 208V209H151ZM215 208V207H214ZM225 208V209H224ZM45 209V208H44ZM48 209V208H47ZM46 209V210H47ZM50 209H51V207H50ZM60 209V208H59ZM69 209V208H68ZM67 209V210H68ZM74 209H76V208H73L72 210H73V212H74ZM83 209H85V208H83ZM82 209V210H83ZM114 209L116 210V211H114ZM128 209V208H127ZM131 209V208H130ZM215 209H217V207L215 208ZM53 210V209H52ZM56 210V209H55ZM71 210V211H72ZM77 210V209H76ZM129 210V209H128ZM128 210H126V211H128ZM135 210V209H134ZM134 210H132V213H135V211ZM139 210H140V207H139ZM211 210H213V208L211 209ZM22 211H23V209H22ZM39 211V210H38ZM49 211V210H48ZM71 211H68V212H71ZM84 211V210H83ZM82 211V212H83ZM110 211V212H109ZM122 211V212H121ZM137 211H138V209H137ZM146 211H148V209H146ZM151 211V210H150ZM211 213H210V212ZM214 211V210H213ZM216 211V210H215ZM220 211V212H219ZM44 212H45V210H44ZM60 212H61V210H60ZM64 212V211H63ZM77 213H78V210L76 211ZM80 212H81V210H80ZM130 213L129 214H131L132 215V213H131V211H129ZM141 212H142V210H141ZM210 214H209V213ZM225 212V213H226ZM7 213V212H6ZM11 213H12V211H11ZM36 213H38V212H36ZM98 213V214H99ZM137 213H139V212H137ZM143 213V212H142ZM145 213V212H144ZM217 212H215L214 213V215H213V217H211V218H213V220L215 219V218H218L219 217V219L221 218L220 216H218V215H216V216H218V217H216L215 216V214H216ZM8 214V213H7ZM14 214H16V213H14ZM20 214V213H19ZM46 214H47V212H46ZM57 214H59V213H57ZM61 214H62V212H61ZM60 214V215H61ZM70 214V213H69ZM83 214V213H82ZM127 215L126 214V216H129L130 217V215ZM141 213H139L138 214V216L140 215ZM9 215V214H8ZM24 215V214H23ZM44 215V214H43ZM73 215H75V214H73ZM93 215V214H92ZM137 215V214H136ZM154 215H156V214H154ZM157 215H158V213H157ZM211 215V216H210ZM223 215H224V213H223ZM31 216V215H30ZM57 216H59V215H57ZM126 216H125V218L123 217V219H121V220H123V221H125L127 218H126ZM214 216H215V218H214ZM226 216V215H225ZM33 217V216H32ZM65 217V216H64ZM76 217V216H75ZM82 217V216H81ZM113 217V218H112ZM135 217V216H134ZM137 217V216H136ZM153 217V216H152ZM54 218H55V216H54ZM71 218V217H70ZM70 218L68 219V220H70ZM84 218V217H83ZM83 218H80V219H83ZM100 218V219H99ZM106 218V219H105ZM157 218V217H156ZM202 219V220H200V219ZM225 219H226V217H224ZM13 219H14V217H13ZM34 219V218H33ZM36 219V218H35ZM67 219V218H66ZM65 219V220H66ZM88 219V218H87ZM88 219V220H89ZM98 219H99V221H98ZM105 219V220H104ZM114 219V220H113ZM139 219H141L140 217L138 218H136V222H135V224L137 223L138 224V222H137V220L138 221H140ZM151 219H153V218H151ZM218 219V220H219ZM15 220V219H14ZM85 220V219H84ZM91 220H90V223H91ZM110 220V221H109ZM218 220H215V221H218ZM78 221V220H77ZM80 221V220H79ZM81 221H83V220H81ZM98 221V222H97ZM129 224H131L130 222H129V218H128V220H126ZM144 221H146V219L144 220ZM148 221V220H147ZM150 221V220H149ZM223 221H224V219H223ZM5 222V221H4ZM10 222V221H9ZM19 222V221H18ZM32 222V221H31ZM34 222V221H33ZM40 222V221H39ZM76 222V221H75ZM85 222V221H84ZM100 222V223H101ZM122 222V221H121ZM152 222V221H151ZM6 223V222H5ZM11 223V222H10ZM28 223V222H27ZM41 223V222H40ZM70 223V222H69ZM78 223V222H77ZM86 223V222H85ZM106 224V225H109V227H112V228H115L114 227V225H113V223L110 225V224ZM125 223V222H124ZM123 223V224H124ZM127 223V224H128ZM134 223V222H133ZM139 223H141V222H139ZM147 223V222H146ZM38 224V223H37ZM56 224V223H55ZM80 224H84L83 222L81 223L80 222ZM89 224V223H88ZM87 224V225H88ZM123 224H121L120 226H122ZM135 224H131V226L133 225L134 227L136 226ZM142 224H144L143 223V221H142V223H141V225ZM173 224H174V226H173ZM21 225V224H20ZM71 225H73V224H71ZM70 225V226H71ZM85 225V224H84ZM84 225H83V227H84ZM96 225V226H97ZM113 225V226H112ZM117 225V224H116ZM22 226V225H21ZM25 226V225H24ZM32 226V225H31ZM31 226H29V228H31ZM37 226V225H36ZM76 226L77 227H79L78 226V224H76ZM102 226V225H101ZM105 225H103V227H104ZM118 226V225H117ZM132 226V227H133ZM153 226V225H152ZM27 227V226H26ZM32 227H34V223H33V226ZM39 230L37 229L36 230V232L37 231H39V233L40 234H42V235H46V233L48 234V230H46L45 229V225L44 224H42V225H39ZM47 227V226H46ZM76 227V228H77ZM82 227V226H81ZM91 226H89V228H90ZM95 227V226H94ZM106 227V226H105ZM104 227V228H105ZM133 227V228H134ZM37 228V227H36ZM56 228V227H55ZM76 228H74V232H72L73 234L75 233V234H77L76 232H77V230H76V232H75V229ZM95 228H98V226L97 227H95ZM95 228L93 229V227H92V229H93V231H91V233H90V231L88 232V231H86L85 233H90V237H89V239H88V241L87 242H82V243H87V244H89L91 247L92 246H95L96 244H95V242H96V236H97V233H96V231H95ZM100 228V227H99ZM99 228H98V230H99ZM102 228V227H101ZM104 228H102V230L104 229ZM120 228V227H119ZM118 228V229H119ZM153 228V227H152ZM49 229V228H48ZM57 229V228H56ZM68 229H69V227H68ZM70 229H73L72 227L70 228ZM69 229V230H70ZM78 229V228H77ZM80 229H82L83 230V228H80L79 227V230ZM87 229V228H86ZM135 229V228H134ZM143 228H141V230H142ZM150 229H151V226H150ZM171 229H175L173 232L171 231ZM14 230V229H13ZM27 230V229H26ZM30 230V229H29ZM67 230V229H66ZM68 230V231H69ZM97 230V231H98ZM55 231V230H54ZM71 231V230H70ZM101 231V230H100ZM118 232H119V234H118V232H116V234H117V236H116V234L115 233H113V234H107V230L106 231H104V239L106 238H111V240H112V237L115 235L116 237H118L119 236V238H120V241H121V237H122V241L121 242H123V244H124V239L125 238H127V240L129 239L128 238V236L130 237V234L131 233H126V235H124V237L121 235V229H119V230H117ZM124 231V230H123ZM127 231V230H126ZM9 232V231H8ZM51 232V231H50ZM56 232V231H55ZM99 232V231H98ZM125 232V231H124ZM128 232V231H127ZM139 232L140 231H138V234H139ZM142 232V231H141ZM153 232V233H152ZM18 233H20V232H18ZM17 233V234H18ZM26 233H27V231H26ZM52 233V232H51ZM60 233V232H59ZM70 233V232H69ZM81 233V232H80ZM79 233V235H80V237L79 238H82L83 239V237H81V234ZM100 233V232H99ZM144 233V232H143ZM1 234V233H0ZM21 234V233H20ZM23 234V233H22ZM38 234V233H37ZM39 234V235H40ZM67 234V233H66ZM65 234V235H66ZM73 234H70L69 236H72ZM11 235V234H10ZM16 235V234H15ZM110 235H113V236H110ZM120 235H121V237H120ZM146 234L144 233L143 235H142V237L143 236H145ZM3 236V235H2ZM25 236V235H24ZM34 236V235H33ZM52 236V235H51ZM50 236V237H51ZM101 236V235H100ZM133 236V235H132ZM148 236V235H147ZM19 237V236H18ZM20 237H22V235L20 236ZM74 237H76V236H73L72 238L73 239H75ZM78 237V236H77ZM27 238V237H26ZM99 238V237H98ZM21 239H24V238H21ZM56 239V238H55ZM66 239V238H65ZM64 239V240H65ZM78 238H76L75 240H77ZM67 240H68V238H67ZM74 240V241H75ZM80 240V239H79ZM78 240V241H79ZM98 241H99V239H97ZM108 240H110V239H108ZM110 240V241H111ZM126 240V241H127ZM137 240V241H138ZM3 246L1 247V249H0V254L3 256L4 254H5V252H6V250H7V248L9 247V245H11V246H13V238H12V236H8V235H4L3 236ZM17 241V240H16ZM22 241V240H21ZM20 241V242H21ZM26 241V240H25ZM24 241V242H25ZM59 241V240H58ZM72 241V240H71ZM70 240H69V242H70V244L72 243ZM78 241H77V243H78ZM129 241V240H128ZM80 242V241H79ZM101 242H103V241H101ZM58 243H60V242H58ZM61 243H63V245H64V242H61ZM67 243V242H66ZM66 243H65V245H66ZM100 243V242H99ZM112 244H113V242H111ZM110 243V245H111V247H114L115 248V244H117V246H119V249H121L122 250V248L121 247H123L124 248V245H121V247H120V243L118 244V243H115L114 242V246L112 245ZM48 244V243H47ZM87 244H85V245H87ZM128 244V243H127ZM126 244V245H127ZM130 244V243H129ZM139 244V245H140ZM31 245V244H30ZM58 245H60V244H58ZM62 245V244H61ZM62 245V246H63ZM67 245H69V244H67ZM72 245V244H71ZM75 244H73V246H74ZM84 245V246H85ZM88 245V246H89ZM104 245V244H103ZM110 245H108V246H110ZM138 245V246H139ZM159 245V248L157 247ZM20 246V245H19ZM51 246V245H50ZM79 246V245H78ZM89 246V247H90ZM97 246V245H96ZM101 246V245H100ZM97 247L98 249L99 248H101V247ZM104 246H106V245H104ZM107 246V247H108ZM129 246H131V244L129 245ZM45 247V246H44ZM54 247V246H53ZM60 247V246H59ZM58 247V248H59ZM77 247V246H76ZM81 247H83L82 245H81ZM90 247V248H91ZM142 247V248H143ZM146 247V248H145ZM11 248V247H10ZM47 248V247H46ZM45 248V249H46ZM79 249H80V247H78ZM77 248V249H78ZM85 248V247H84ZM93 248V250H94V248L95 247H92ZM114 248L111 250V252H114V251H117V249H115L114 250ZM132 248V247H131ZM139 248H140V246H139ZM141 248V249H142ZM158 248V249H157ZM24 249V248H23ZM28 249V248H27ZM49 249V248H48ZM61 249V248H60ZM71 249V248H70ZM75 249V248H74ZM76 249V250H77ZM85 249H87V246H86V248ZM96 249V248H95ZM102 249H103V247H102ZM109 249H110V247H109ZM136 249V248H135ZM157 249V250H156ZM169 249V250H168ZM13 250L15 251V249L13 248ZM21 250V249H20ZM34 250H36V249H34ZM56 249H54V251H55ZM72 250V249H71ZM82 251V253H84L83 252V250L84 249H81ZM114 250V251H113ZM124 250V249H123ZM122 250V251H123ZM131 250H133V249H131ZM167 250V251H166ZM7 251H9V250H7ZM32 251V250H31ZM44 251V250H43ZM50 251V250H49ZM58 251H60V250H58ZM68 251V253H69V255H70V251L69 250H67ZM95 251V250H94ZM94 251H92V252H94ZM108 251V250H107ZM127 251V250H126ZM154 251H153V254H154ZM10 253H12L11 252V250L9 251ZM17 252V251H16ZM18 252H19V250H18ZM24 252V251H23ZM28 252V251H27ZM33 252H36V251H33ZM86 252V251H85ZM96 252H97V249H96ZM108 252H110V251H108ZM110 252V253H111ZM121 252V251H120ZM123 252H125V251H123ZM129 252V251H128ZM127 252V253H128ZM134 252V251H133ZM148 252H150V255L151 256H149V254H148ZM26 253V252H25ZM41 253H42V251H41ZM44 253V252H43ZM48 253V252H47ZM59 253V252H58ZM78 253V252H77ZM81 253V254H82ZM87 253V252H86ZM95 253V252H94ZM94 253H92V254H94ZM98 253H100V249H99V251H98ZM107 253V252H106ZM129 253H131V252H129ZM15 254H17V255H19V253H15ZM21 254V253H20ZM28 254V253H27ZM34 254V253H33ZM37 254V253H36ZM46 254V253H45ZM49 254V253H48ZM52 254V253H51ZM60 254V253H59ZM75 254V253H74ZM81 254H79V256H82ZM117 254V253H116ZM6 255H11V254H7V252H6ZM17 255L15 256V259H12V264H19L20 263V261L18 260V257H17ZM25 255V254H24ZM42 255V254H41ZM77 255V254H76ZM120 256L122 255V253L121 254H119ZM125 255V254H124ZM127 255H129V254H127ZM176 255H179L180 257L178 258V256H176ZM5 256V255H4ZM12 256V255H11ZM28 256V255H27ZM36 256V255H35ZM40 256V252L38 253V257ZM59 256V255H58ZM84 256V255H83ZM97 256V255H96ZM131 256V255H130ZM130 256H128L129 258H130ZM174 256H176L177 257V260H175L174 262L172 261V260H170V259H172L171 257H173L174 258ZM10 257V256H9ZM8 257V258H9ZM21 257V256H20ZM19 257V258H20ZM24 257H26V256H24ZM29 257H30V255H29ZM44 257V256H43ZM98 257V256H97ZM106 257V256H105ZM111 257V256H110ZM135 257V256H134ZM133 257V258H134ZM144 258H145V256H143ZM3 258V257H2ZM5 258H7V257H5ZM5 258H4V260H5ZM7 258V261L6 262H8V259ZM14 258V257H13ZM31 258V257H30ZM34 258V257H33ZM33 258H31V259H33ZM46 258V257H45ZM50 258V257H49ZM69 258V257H68ZM70 258H72L71 256H70ZM69 258V259H70ZM79 258V257H78ZM81 258V257H80ZM99 258V257H98ZM101 259H102V257H100ZM114 258V257H113ZM120 258V257H119ZM127 258V257H126ZM125 258V259H126ZM150 258H147L146 260H148V259H150ZM154 258V257H153ZM10 259H11V257H10ZM38 259H40V261H42V258L40 257V258H38ZM44 259V258H43ZM47 259V258H46ZM58 259V258H57ZM74 259L75 258H72V261H74ZM77 259V258H76ZM88 259V258H87ZM90 259V258H89ZM103 259H105V258H103ZM102 259V260H103ZM116 259H118V258H116ZM155 259H157V258H155ZM24 260V259H23ZM26 260V259H25ZM27 260H29V258L27 259ZM35 260V259H34ZM33 260V261H34ZM55 260V259H54ZM59 260V259H58ZM61 260V259H60ZM63 260V259H62ZM110 260V259H109ZM129 261H131L130 259H128ZM145 260V261H146ZM38 261V260H37ZM47 261V260H46ZM50 261H53V259L51 260L50 259ZM50 261H48V262H50ZM71 261V260H70ZM79 261V259L77 260V262ZM81 261V260H80ZM79 261V262H80ZM97 261H98V259H97ZM124 261V260H123ZM129 261H128V264H129ZM133 261V260H132ZM134 261H135V259H134ZM149 261H151V259L149 260ZM152 261H154L153 259H152ZM171 261L173 262V263H171ZM39 262V261H38ZM78 262V263H79ZM95 261H93L92 263H94ZM105 261H103V263H104ZM115 262V261H114ZM120 262H122V260L120 261ZM155 262H153V264L155 263ZM176 262V263H177ZM5 263V262H4ZM51 263V262H50ZM57 263V262H56ZM59 264L61 263V262H58ZM71 263V262H70ZM127 263V262H126ZM125 263V264H126ZM149 263V262H148ZM152 263V262H151ZM150 263V264H151ZM8 264H10V263H8ZM25 264H26V262H25ZM30 264V263H29ZM40 264V263H39ZM42 264V263H41ZM62 264V263H61ZM65 264H67V262H65ZM72 264H73V262H72ZM74 264H77L76 263V261H75V263ZM81 264V263H80ZM87 264H89V263H87ZM132 264V263H131ZM135 264V263H134ZM137 264V263H136ZM144 264V263H143Z\"/></svg>", "mask_w": 264, "mask_h": 264}]
</instances>
